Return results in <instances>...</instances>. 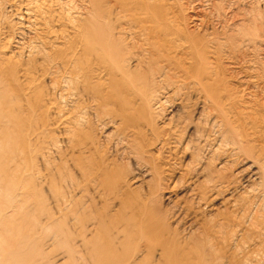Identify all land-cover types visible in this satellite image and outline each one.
<instances>
[{"label":"rangeland","instance_id":"1","mask_svg":"<svg viewBox=\"0 0 264 264\" xmlns=\"http://www.w3.org/2000/svg\"><path fill=\"white\" fill-rule=\"evenodd\" d=\"M73 1H75V2H78L77 0H73ZM119 0H95V1H93L92 2V5L90 6V5H88V6H85V5H87V4H85L84 6L82 5V4H78L79 5V7H81L80 9H81V12H84V13H81L82 15H80V16H84L85 15V13H86V11L85 10H88L87 8H91V10H92V14H93V18H102V19H105L106 21H108L109 23H111V24H113V25H116V26H120V25H122L123 23H127L126 22V20H128V21H131V16L133 17V15H134V13L136 14V15H142V13L140 14V12H141V8H143V6H145V4L146 3H144V2H148L147 0H142L143 1V3H141L140 2V0H134V1H130V0H127L128 1V3L126 4V2L127 1H124V0H120L119 2H118ZM124 1V2H123ZM130 1V2H129ZM160 0H156V1H153V3L155 4V2L158 4V5H161V6H163L164 4H165V6L164 7H161V6H159V12H158V10H157V7H158V5H154L153 3L151 4V8H153V6H155L156 8V11H154L155 12V17H157L158 15V13H160L159 14V16L160 17H167V18H170L171 16H172V14L175 16V17H177V15H183V14H185L184 15V20H185V18H186V20L187 21H190V18H192L191 20H196L197 19V21H198V18H199V20H200V22H197L196 21V26L195 27H192V28H190L191 30V32L193 33V38H194V40L192 39V37H191V42L193 41H203L204 43H206V46H208L209 44L212 46V47H216L218 44H220V46H222L221 48H220V50H222V51H224L222 54H223V56H221L222 58H224V57H228V55L230 56V55H232L231 57H228V58H230V59H233L235 56H234V54H232L231 52V54H226V56H224V53L225 52H227L228 50H230V49H228L227 50V47L229 48V45H228V39H229V37L231 36V34H229L228 33V31H226V30H228V29H226L227 28V26L230 24V22L229 21H232L231 20V17L230 16H232V14L230 13V11L229 10H227V9H225L224 8V5L225 6H227L225 3H226V1L227 0H224V2H223V0H219L220 2H223L224 3V5L221 3V6L223 5V7L222 8H224L225 9V13H226V15H223V14H218V13H216V10H214L215 12H213V10H212V8H211V5L209 6V2L211 1L212 3L213 2H215L216 0H209L208 2H207V4H206V6H204L205 5V3H203V5H201L202 3V1H199V0H176L177 1V3H176V1L175 0H172V1H174V2H171L170 1V3H168V4H166V1L165 0H161L160 2L163 4H161L160 2H159ZM165 1V2H164ZM169 1V0H168ZM218 1V0H217ZM216 1V3L214 4V5H220L219 3V1L217 2ZM228 1H230V2H232V1H235V0H228ZM244 1H247V2H249L251 5H253V6H255V7H257V8H259L258 10H261V11H259V12H261V13H263V16H262V14L261 13H259V15L261 14V19L264 21V19H263V17H264V0H261L260 1V3L259 4H257V2L256 1H259V0H254V2L252 3L251 1H248V0H244ZM253 1V0H252ZM263 1V2H262ZM118 2V3H117ZM131 2H133V3H131ZM136 2H140L139 3V6H138V3L137 4H135ZM152 2V1H151ZM178 2H180V4L178 5ZM203 2H206V1H204L203 0ZM211 2H210V4H211ZM256 2V4H254ZM79 3V2H78ZM111 3L113 4L112 6H111ZM120 3L122 4V3H124L123 5H120ZM174 3V5H172V4ZM177 5H176V4ZM263 3V4H262ZM128 4H130V6L128 5ZM134 5V7L132 6V5ZM140 4H142V7L140 6ZM200 6H199V5ZM261 4V5H260ZM82 5V6H81ZM106 5H108V6H106ZM124 5H128L129 7H124ZM135 5H137V10L135 9ZM167 5V6H166ZM172 6L171 8L173 9V11H174V8H175V12L173 13L172 12V9H170V6ZM175 5L176 6H178L177 8H185V10H183L182 8L180 9V11L181 10H183V11H179V9H176V7H175ZM182 5V6H181ZM209 7H208V6ZM214 5H212V7L214 6ZM257 5V6H256ZM259 5V6H258ZM216 6H214L213 8L214 9H216L217 7ZM83 7H85V10H84V8ZM140 7V8H139ZM166 7L167 8H169L168 10L170 11V12H172V14L170 15V13L168 12V10L166 9ZM197 7V8H196ZM83 8V9H82ZM105 8V9H104ZM119 8V9H118ZM125 8V9H124ZM129 8L131 9V10H129ZM139 8V9H138ZM163 8H165V10L163 9ZM200 8V9H199ZM79 9V8H78ZM101 9V10H100ZM143 9H147L146 8V6L143 8ZM154 9V8H153ZM154 9V10H155ZM162 9V10H161ZM186 9H188V11L186 10ZM203 9V10H202ZM100 10V11H99ZM110 10V11H109ZM118 10H119V12H118ZM129 12H128V11ZM136 10L137 11V13H136V11L134 12V11ZM209 10V11H208ZM95 11V12H94ZM126 11V12H125ZM163 11H166V12H164L163 13ZM207 11V12H206ZM211 11L213 12V15H212V13H211ZM229 11V12H228ZM118 12V13H117ZM131 12H133V13H131ZM206 12V13H205ZM0 13H1V10H0ZM128 13H130L129 15H128ZM163 13V14H162ZM167 13H169V16H168V14ZM177 13H179V14H177ZM183 13V14H182ZM229 13V14H228ZM4 14V13H3ZM87 14H89V13H87ZM96 14V15H95ZM118 14V15H117ZM121 14V15H120ZM127 14V15H126ZM176 14V15H175ZM218 14V15H217ZM9 15H11V14H4L3 16H1V19H0V21L1 22H3L4 24H5V21L7 20V23L5 24V26L6 27H3V29L6 31V33H7V37H4V38H6L5 40H4V44H2V46H0L1 48H0V51L1 50H3L5 53L7 52V56L9 57L10 56V58H9V60H8V57L6 58L8 61H10L9 63L7 62V60L5 59V61H6V63H5V61H4V64H2L3 66H5V68L1 65L0 66V96L1 95H4V94H6V95H9L10 96V99L11 100H13V101H15L13 104H9L7 107H5L4 106V104L2 103L3 102V99L1 100V98H0V131H1V133H0V218H6V220H5V222H7V220L8 219H10L9 221H11V222H7V223H9V224H7V223H5V222H1L0 223V226H2L1 228H3L2 230L3 231H5V229H6V227H7V229H6V234H2L1 232H3L2 230L0 231V237H1V235L7 240H5V239H3L2 238V240L4 241V243L2 242V241H0V254H2L1 253V248H2V244L4 245L3 246V255L1 256L0 255V264H25V258L27 257V258H30L31 257V254L34 252L35 253V258H34V260H35V262H36V264H76V261H74L73 259H71V260H68V255L66 254V249L65 248H63V246L60 244V243H58V240L56 241V239H55V237H54V235H53V231L51 232L50 230H49V232H48V223H50V222H52L53 223V225L54 226H56L57 224H58V220H59V222H62L64 225H65V228L74 236V238L78 235V233H80L81 231H82V228H84V227H86V229L87 228H90L89 229V231L91 232L92 231V233H94V236H96V234L95 233H97V236L99 237V241L100 242H103L101 239L103 238V236H102V233H101V230H100V225L102 226V225H105L107 228H108V230L110 231H112V233H114V239L116 240V242H121V243H123L124 244V247H123V250H121L120 251V254H119V256L122 258V259H124L125 260V262L127 263V264H207V262H208V264H262L264 261H261V260H264V258H263V251H261L262 250V248H261V246L263 245L264 246V238L261 240V235L264 237V224L261 222L262 221V217L264 218V213H262V212H264L262 209L259 211L258 209H259V207H261V206H263L262 204H261V206H259L260 205V203H264V202H262V200L264 199V184H263V174H264V167H263V165L262 164H264V154H262L261 155V157L263 158H261L260 157V153H259V151L262 149V150H264V140H258V141H256V142H254V141H252L253 139L252 138H250V139H252V140H249V142L248 141H246L245 140V144L246 145H248L249 146V143H250V141H251V143H253V144H251L250 143V145H252V146H249L250 147V149H251V151L250 152H252V154H251V156L253 157H256V158H252L250 155H246V153L245 152H243L242 150L238 153V152H236L235 154H233L232 152H231V150H232V146L231 145H227V146H225L224 144L222 145V149H220L219 150V152H217V154L214 152V151H208L207 150V152L203 149V148H201V147H195V148H193L194 147V145L193 144H191V145H188V146H186V143H187V141L186 140H188V143L190 144V142H191V140H193V142L197 139V136L196 135H193V131L192 130H194V129H196V128H198L197 129V131L199 132L200 130L202 131V132H199V133H201V134H206L205 133V131L207 132L208 131V129H210V127H206L205 125H203V121H202V123H201V121H198L199 119L197 118L198 117V115H197V112L194 114L193 113V110L195 109L196 110V108H197V104H198V100H196V99H198L197 98V95L196 94H192L191 92H190V90H188V89H185V91L187 90V93H184L185 91H183V89L181 88L180 90H177L176 91V93H174V91H173V89L171 90V92H170V95H168V97H169V101H167V103H168V106H167V103H166V105L165 106H167V107H164V108H162L163 109V112L165 113V116H167V114L168 113H170L169 111L171 110V113H170V115L168 114V116H167V119H166V117L164 118V113H160L161 114V116H162V119H161V122H159L160 123V125H159V127L157 126V128L155 129V132L157 133V135H158V138H155V136H157L156 135V133L154 132L153 133V135L151 134V132H150V134L148 135V133L149 132H145L144 133V131L142 132L141 131V129L139 130V131H141L140 133H142V134H140V135H138V137H137V134H139V133H137L136 134V132H139V131H134L135 130V128H133V127H131L130 126V128H128V125H123V122H122V120H118L117 122H116V125H115V127H113L114 126V124H109V125H104V130H103V126H100V124L98 123L99 121L97 120V119H95L96 118V115L97 114H99L100 112V115H102V113L106 116V118H108V119H111L110 117H112L111 115H110V110H108L107 109V107L104 109V106H105V104H106V102H104V104H103V102H101V101H97L96 103H98L95 107H94V109L96 108V110L98 111V113H94L95 111L94 110H92L93 111V114H96L95 115V118L94 117H91L92 119H90V117H89V115H86L85 117H87V120L88 121H86L85 122V125H83L84 127H85V131H84V127H81V129H75L74 130V126H73V124H74V119H75V122H76V120H77V116H78V114H79V110H78V108H79V106L80 105H82V107H84L83 106V104L82 103H78V102H71V104H70V106L68 105V104H62L63 102H61L60 101V98H58V100H56L57 99V96H55V95H57V93L60 91V90H62V88H59V86L62 84V81L60 80V78H62V75H59V74H57L58 72H56L57 71V67H56V69H55V65L53 64V63H51V62H49V63H47L48 61H46L45 60V56H42V55H40V56H37L36 54V57H34V56H29L28 55V57H32V58H34L33 60L32 59H30L31 61H33V62H31L30 60H27L26 58H28L27 57V55H25L26 53H24L23 55V57H22V54H19V53H23L22 51H24L25 50V48L24 47H28L29 46V48H26V49H28V50H26V52H28L29 51V49H30V46H31V38H29L30 36H32L30 33L29 34H27L25 31H23L22 29H20L21 27H19V25L17 26L16 25V22H14V21H17V17L16 16H9ZM115 15V16H114ZM123 15H124V18H122L123 17ZM136 15H134L135 17H136ZM165 15V16H164ZM210 15H211V17H213L215 20H217L216 18H218V17H220V15H221V17H220V19L222 18V20L224 19V20H226V23L224 22V20L222 21H220V19H218L219 21H220V23L222 24V22H223V24L225 25L224 27H225V29H223L224 27H223V24H222V28L220 27L221 26V24L219 25V22L217 23V22H214L215 20L212 18V19H209V18H211L210 17ZM216 15V16H215ZM225 16V17H223V16ZM106 16H108V17H106ZM112 16H114L113 18H111ZM120 16V17H119ZM158 16V17H159ZM174 16H172V17H174ZM206 16V17H205ZM5 17V18H4ZM16 17V18H15ZM127 17H128V19H127ZM159 17V18H160ZM179 17V16H178ZM228 17V18H227ZM137 18V17H136ZM179 18H182L183 19V16H180ZM188 18H189V20H188ZM194 18H196V19H194ZM258 18L260 19V16H258ZM12 19V20H11ZM203 19V20H202ZM205 19V20H204ZM209 20V22L211 23V22H214L215 24H217V26H215L214 25V23H211V25H210V23H208V20ZM228 19H230V20H228ZM260 19V21H262ZM3 20V21H2ZM78 19H76L74 22L75 23H77L76 21H77ZM211 20V21H210ZM217 20V21H218ZM114 21V22H113ZM122 21V22H121ZM203 21H204V25L203 24H200V23H203ZM207 21V22H206ZM229 23H228V22ZM262 21V22H263ZM10 25H9V24ZM18 23V22H17ZM206 23V24H205ZM264 23V22H263ZM14 24V26H16V27H14V26H12ZM199 24V26L198 27H201V28H198L197 27V25ZM209 24V27L211 28H209V29H206V25H208ZM201 25V26H200ZM202 25H203V27H202ZM4 26V25H3ZM215 26V27H214ZM1 27H2V25H1ZM216 27H217V29H219V30H217L216 29ZM223 29L222 31H224V32H221V29ZM8 28V29H7ZM13 28V29H12ZM193 28H195L197 31H198V33H197V31H195V29H193ZM10 29H11V31H10ZM15 29V30H14ZM18 29H19V31H18ZM205 29H206V31L207 32H209V33H207L206 31H205ZM14 30V31H13ZM23 32H22V31ZM208 30H210V31H208ZM5 31H4V35L6 36V33H5ZM9 31H10V33H9ZM3 32V31H2ZM18 32V33H17ZM21 32L23 33V34H21ZM211 32V33H210ZM212 32H214V34L212 33ZM8 33L9 34H11L12 36H14V37H12L11 38V36H8ZM12 33H14V34H12ZM202 33H204V34H202ZM205 33H207L206 34V36H205ZM220 33V34H219ZM17 34H19V35H22V36H19V35H17ZM25 34V36L23 37V35ZM198 34V35H197ZM209 34H211V35H209ZM213 34V35H212ZM216 34H218V35H216ZM229 34V36H227ZM28 35V36H27ZM226 35V36H225ZM21 37V39L23 38V40H21L20 38H17V37ZM201 36V37H200ZM204 38H203V37ZM218 38H217V37ZM8 37H10L9 38V40H7L8 39ZM16 37V38H15ZM206 37H210V39H207ZM213 37V38H212ZM28 38V39H27ZM220 38H222V39H220ZM15 39V40H14ZM207 39V40H206ZM19 40V41H18ZM228 40V41H227ZM8 41V42H7ZM10 41V42H9ZM23 42L24 43V45H23V43L21 44V43H17V42ZM221 41V42H220ZM223 41L224 42H226V43H223ZM6 42V43H5ZM12 42V43H11ZM16 42V43H15ZM208 42V43H207ZM210 42V43H209ZM8 43H11V46H12V48L10 47V49H11V53L10 52H8V50H9V47H8ZM28 43V44H27ZM17 46V48L19 49H17V48H15V47H13V46H15V45ZM21 44V45H20ZM208 44V45H207ZM216 44V45H215ZM7 45V46H6ZM28 45V46H27ZM215 45V46H214ZM4 46V47H3ZM225 46H226V48H225ZM23 49H22V48ZM2 48H5V49H2ZM8 49V50H7ZM13 49V50H12ZM14 49H17V52H16V50H14ZM22 51H21V50ZM216 49V48H215ZM226 49V50H225ZM19 51V52H18ZM31 51V50H30ZM249 51H251L252 52V49L251 50H248L247 51V53L249 52ZM16 52V53H15ZM250 52V54H249V56H250V58H254L253 57V55H255V54H253V52L251 53ZM18 53V54H17ZM254 53H256V52H254ZM16 56L17 55V57L20 55V59H19V57H18V59H17V57H15L14 55ZM28 54V53H27ZM221 54V55H222ZM258 54H261V55H258ZM34 55V54H33ZM261 56H263L264 57V52H262V53H256V57L257 58H254L255 60H258L259 61V63H257L258 61H256V66H254V65H252L253 67H256L255 68V70H258L259 68V70H261V72L259 71H257V73H261V75H263L262 76V78H260L259 79V77L257 78V79H255V77L254 76H252L253 77V79H252V77L248 80V77L249 76H246V75H249L250 74V72L249 73H247V70H243L242 71V73L244 74V76H243V74L241 75V73L239 72L240 70H238V71H234V73H233V69H230V66L228 65V63H227V60H225V62L224 61H222V63H223V65H226L224 68L226 69L227 68V70L228 69H230V71L232 70V73H228V72H230L229 70L227 71V70H224L223 69V66H222V77L224 78V80H226V78L228 77V78H231V77H234V74H235V77H234V79L236 78L237 80H238V82H246V84H239V83H236L237 84V87L239 88V91L240 92H238L239 94L241 93H245L246 95H248V96H246L245 94H244V97H245V99H247V98H250V97H253V98H250L251 100H249V99H247V100H249L248 101V103L250 102V104L252 103V105H253V103L255 102L256 104H254V105H256V107L257 108H259V109H257L255 106V109L257 110L256 112L258 113V118H260L259 116H261L260 115V113H262L263 114V111L262 110H264V108H262V109H260V107H264V106H262L263 104H264V95H263V93H264V90L261 88V85H263V87H264V64L263 63H261V62H264L263 61V57H261ZM12 57V58H11ZM26 57V58H25ZM262 58V60H260V58ZM15 58V59H14ZM24 58V59H23ZM17 59V60H16ZM34 60H36L35 62H34ZM38 60V61H37ZM18 61V62H17ZM43 61V62H42ZM51 61H53V62H55L54 60H51ZM58 61V60H57ZM56 61V62H57ZM14 62V63H13ZM24 65H26V67L29 65V68L30 69H28V67L26 68L25 66H23V64ZM28 64H26V63ZM40 62V63H39ZM42 62V63H41ZM55 62V63H56ZM34 63V64H33ZM38 63V64H37ZM15 64H16V66H15ZM38 66H37V65ZM39 64H40V66L42 67V65H43V69H46V68H48V69H46V70H48V72L47 71H44V74L47 76L48 75V78L47 77H45V78H43L40 74H42L43 76H45L43 73H39V72H37V71H42L43 72V70H41V68L39 67ZM44 64H46V65H44ZM49 64V65H48ZM257 64H258V67H257ZM33 67H35V68H32V66ZM47 65H48V67H47ZM243 65H247V64H243ZM10 66V67H9ZM14 66V67H13ZM22 66V68H20ZM31 66V67H30ZM2 67V68H1ZM13 67V68H12ZM229 67V68H228ZM7 68V69H6ZM11 68L12 70H11V73H7L8 71L10 72V70L9 69ZM18 70H17V69ZM240 68H242V66L240 65ZM4 69H6V70H4ZM23 69H24V71H23ZM27 69V70H26ZM36 70L35 72H33V70ZM4 70V72H2ZM17 70V74H16V72L14 73V71H16ZM51 70L54 72H51ZM12 71H13V74H12ZM18 71H19V73H20V75L18 74ZM49 71L51 72V74H48L49 73ZM245 71V72H244ZM27 72V73H26ZM38 73V75H39V78L40 79H38L37 80V78H38V76L37 75H35V73ZM46 72H47V74H46ZM228 74H227V73ZM2 73V74H1ZM22 73V74H21ZM23 73H26V74H23ZM31 73V74H30ZM34 73V74H33ZM247 73V74H246ZM52 74H54L53 76H50L51 77V79H50V77H49V75H52ZM55 74H57V76L55 75ZM225 76H224V75ZM231 74H232V76H231ZM246 74V75H245ZM6 75V76H5ZM9 75V76H8ZM13 75V77L11 78V76ZM22 75H26V76H22ZM231 77H230V76ZM239 75H240V77L241 76H243V77H239ZM257 75V74H256ZM19 76H21V77H23V78H21V77H19ZM27 76H30V77H27ZM60 76V78H58ZM8 77H10V78H8ZM18 77V78H17ZM26 77V78H25ZM247 77V78H246ZM25 78V80L26 81H29L28 80V78L29 79H31L30 81H29V83L27 82V83H25V81L23 80V82H24V84H22L20 81H22V79H24ZM42 78V79H41ZM55 78V80L57 81V80H59L58 81V87L56 86V85H52L53 83H54V79ZM57 78V79H56ZM241 79V80H239V79ZM3 79H5V80H3ZM14 79V80H13ZM48 79V80H47ZM243 79V80H242ZM252 79V80H251ZM12 80V81H11ZM18 80V81H17ZM39 80H41V83H40V81ZM46 80V81H45ZM53 80V81H52ZM258 80H260V81H258ZM1 81H3V83L1 82ZM5 81V82H4ZM15 81L18 83H15ZM38 81V82H37ZM52 83H51V82ZM61 82V84L59 85V83ZM247 82L248 83H250L251 82V85L249 84L247 87H245L246 85H247ZM260 82V83H259ZM5 83V84H4ZM12 83H13V85H12ZM31 83H32V85H34V86H32L31 85ZM46 83V84H45ZM50 83V84H49ZM56 84H57V82H55ZM224 83V82H223ZM223 83H222V86H224L225 88H224V92L226 93V92H228L227 93V95L228 96H230V94H231V97H232V93H233V95L234 96H236V97H234L233 96V98H237L238 96L239 97H242L243 95H239L238 94V96H237V91H235L236 89H234L235 87H236V84L234 85V88L232 87L231 88V86H229V90H228V86L226 87V85H223ZM3 84V85H2ZM14 84H15V86H14ZM29 84V85H28ZM252 84H253V87H252ZM254 84H257L258 86H260L259 88L257 87V86H255ZM19 85V86H18ZM23 85V86H22ZM30 86V87H26V86ZM243 86L242 88L240 87V86ZM38 88H37V87ZM43 86V88H41ZM53 88H52V87ZM62 86V85H61ZM60 86V87H61ZM72 87H71V89L73 88V85H71ZM249 86H250V89H248L249 88ZM19 87V88H18ZM25 87V88H24ZM57 87V88H56ZM254 87H255V89H256V91L257 90H262V92L260 93V91H259V93H258V91H257V93L255 94L256 95V97H255V95L253 94L254 92H255V89H254ZM21 88H23L24 89V91H26V92H28L29 94H27V93H25ZM29 88H31V90L29 89ZM47 88V89H46ZM51 88V89H50ZM54 88H56L57 90H55ZM70 88V87H69ZM231 88V89H230ZM241 88V89H240ZM245 89V92L243 91L244 89ZM258 88V89H257ZM3 89V90H2ZM20 89V90H19ZM25 89H27V90H25ZM29 89V90H28ZM36 91H35V90ZM37 89H41L42 91H43V94L45 93L46 95H47V97H46V95H45V97L43 98L41 95H43L42 93H40L41 92V90H40V92H39V94H37L38 93V91L39 90H37ZM53 89V90H52ZM254 91H253V90ZM34 90V91H33ZM44 90H45V92H44ZM69 90V89H68ZM175 90V89H174ZM226 90V91H225ZM232 92H231V91ZM252 90V91H251ZM20 91V92H19ZM29 91H31V93L29 92ZM56 91H58L57 93H54V92H56ZM223 91H222V93H223ZM247 91H248V93H247ZM249 91L250 92H253V93H249ZM21 92H24V93H21ZM32 92H34V93H32ZM37 92V93H36ZM180 92V93H179ZM181 92H182V94H181ZM235 92V93H234ZM50 93V94H49ZM53 93V94H52ZM188 93H190L189 95L191 96V95H193V96H191V98H190V96L188 95ZM24 94H26V95H24ZM32 94H34V95H32ZM173 94H175V95H173ZM178 94H180V95H185V98H183L184 96H181V97H179V95ZM236 94V95H235ZM251 94V95H250ZM263 96H262V95ZM27 95H29V96H27ZM49 95H52V97L51 96H49ZM171 95H173L174 96V98H173V96H171ZM176 95H178L177 97H179L178 99H177V97H176ZM222 95H224V94H222ZM252 95H254V96H252ZM24 96V97H23ZM32 96H34L33 98L35 99V102L34 101H32V100H34V99H32ZM44 96V95H43ZM53 96H55V97H53ZM186 96H187V98H186ZM257 96H259V100L257 99ZM24 99H23V98ZM29 97V98H28ZM36 97V98H35ZM38 97V98H37ZM39 97H42V99H40ZM52 98L53 100H54V103H57V105H59L60 104V107L63 105V107L61 108L62 110L60 111V112H65V117H69L68 115L70 114L69 112H71L72 110V114H70V117L68 118V120H70L71 119V117H72V120H70V121H72L71 123H72V125H69V128H68V126L66 127V129H61V130H59L58 129V131H57V129H53V128H51L52 126V124H54L58 119L56 118V117H58V116H55V118H52L53 117V114H49V113H45V112H47V111H45L44 109H45V103H47L46 102V100L47 99H49V98ZM171 97V98H170ZM188 97H189V101H187L188 100ZM247 97V98H246ZM254 97H255V99H256V101H254L255 99H254ZM31 98V99H30ZM28 99V100H27ZM38 101H40V102H38ZM172 99V100H171ZM180 99V100H179ZM184 99H187V100H184ZM191 99V100H190ZM192 99H193V101H192ZM195 99V100H194ZM238 99V98H237ZM253 99V100H252ZM263 99V104H261V106L259 107V102H260V100H262ZM173 100H174V103H178L179 105H175V104H170L171 102H173ZM175 100H179V101H175ZM182 100V101H181ZM23 101H25V102H23ZM29 101V102H28ZM44 101V104L42 103ZM59 102V104H58V102ZM82 101H84V100H82ZM187 103H186V102ZM196 101H197V103H196ZM252 101H254V102H252ZM29 104H27V103ZM84 102H86V101H84ZM100 102H101V104H100ZM222 102H226L225 100L224 101H222ZM17 103H18V105H17ZM21 103V104H20ZM25 103V104H24ZM37 103V104H36ZM40 103H42L44 106L42 107V105L40 106ZM70 103V102H69ZM261 103V102H260ZM23 104V105H22ZM27 104V105H26ZM62 104V105H61ZM73 104H75V105H77L78 106V108H77V106L76 107H74L75 105H73ZM189 104V105H188ZM193 104V106L195 107H192V106H190V105H192ZM223 104V103H222ZM259 104V105H258ZM12 105V106H11ZM34 105H35V107H34ZM36 105H38L39 106V108H40V111L41 112H39L37 109H39L38 108V106H36ZM185 105V106H184ZM187 105H188V109H189V111H190V113H188L189 111L187 110ZM65 106H68V108H70L69 109V111H68V109H67V107H65ZM71 106H72V108H71ZM98 106V107H97ZM179 106V107H178ZM184 106V107H183ZM189 106H190V108H189ZM11 107H13V108H11ZM15 107V108H14ZM36 107H37V109H36ZM60 107H59V110H60ZM101 107H103V108H101ZM184 108V114H183V112H182V114H181V109L180 108ZM225 107V108H224ZM230 106L228 105V102H227V106H225V104L223 105V109H224V113H226L227 114V116H228V118H229V121H232L231 119V115H235V114H231V113H234V111H231L230 110V108H229ZM24 108V110H22ZM63 108H65V109H67V110H63ZM74 108H75V112H77V116L76 115H74L75 113H73L74 112ZM166 108V109H165ZM169 108V109H168ZM174 108V109H173ZM182 108V109H183ZM186 108V109H185ZM194 108V109H193ZM226 108H228V109H226ZM25 109H26V111H25ZM42 109H43V111H42ZM76 109H77V111H76ZM107 109V110H106ZM165 109V110H164ZM169 111H168V110ZM175 109H179V110H175ZM191 109V110H190ZM226 109V110H225ZM30 110V111H29ZM33 110V111H32ZM111 110L112 111H114L115 110V107H113V108H111ZM187 110V111H186ZM229 112H228V111ZM259 110H261V111H259ZM67 111H68V113H67ZM116 111V110H115ZM173 111V112H172ZM179 111V112H178ZM226 111V112H225ZM18 112V113H17ZM26 112V113H25ZM35 112L36 114H34L33 116H31V114H33V113ZM43 112V113H42ZM176 112H178V114L176 113ZM195 112V111H194ZM260 112V113H259ZM14 113H16V114H18L19 115V118H20V122L18 123V124H14V123H12V121H11V116H13L12 114H14ZM45 113V114H44ZM192 113V114H191ZM228 113L229 114H231V115H228ZM27 114V115H26ZM42 114H43V116H42ZM48 114V115H47ZM88 114V113H87ZM109 114V115H108ZM182 116H181V115ZM191 114V115H190ZM194 114V115H193ZM48 116L49 117V115H50V118H47L46 117V120H45V117L44 116ZM63 115V116H64ZM176 115V116H175ZM185 115H186V117H185ZM189 115V116H188ZM27 116V117H26ZM52 116V117H51ZM177 119V120H175L174 119V117ZM223 116V115H222ZM263 116H264V114H263ZM65 117H63L64 119L63 120H65L66 118ZM76 117V118H75ZM174 120V123L172 124V123H170V121L169 120H171V118ZM183 118V120H182V118H181V120L179 119L178 120V118ZM32 118V119H31ZM60 118H62V117H60ZM185 118H187L188 119V122L189 123H186V124H191V129H190V134H188L187 132H186V134L184 135V137H183V145H182V147L183 146H185V148L187 149V150H189V151H192V149H193V151L190 153H188V154H186L185 155V153L187 152V151H185V153H184V147H183V150H182V147L181 146H178V149H175V150H172V152H170V151H165L164 152V150H158V148L157 147H155V145H157L158 143H156L157 141H158V139L163 135L164 137H166L167 135H168V133L170 132L169 130L171 129H175L176 131V134L178 133V134H180L181 133V130H179L180 128H184L183 126H185V125H183L184 123H183V121H184V119ZM197 120H196V119ZM262 118H264V117H262ZM36 119V120H35ZM47 119H49V121L52 119V121H50V122H53L55 119H57V120H55V122H53V123H51L50 124V122L48 123V120ZM164 119V121H162ZM5 120V121H4ZM61 120V119H60ZM172 120V121H173ZM196 120V121H195ZM253 120V119H252ZM252 120H249V124L248 123H246V124H243L244 126H241V127H245L244 129H242V132H240V130H236V134L237 135H239V138L238 139H240V137H241V139L243 140V136H244V139H246L245 138V134H247V133H244V131L246 132V127H249L248 128V130L250 129V131L252 130V131H254V133H256L257 132V134H255L256 136H258V135H260V134H258V132H260L261 130V128L260 127H258L259 125H257L258 123H256V121H254V123H256V124H253L252 122ZM41 121V122H40ZM46 122V125H48L47 126V128L50 130V128L53 130H47V128L45 127V129H44V126H45V122ZM59 121V120H58ZM57 121V122H58ZM91 121V122H90ZM94 121H96V122H94ZM171 121V122H172ZM177 121V122H176ZM178 121H179V123H181L180 125H179V123H178ZM197 121H198V123L200 122L203 126H201L200 124H198L197 125ZM252 121V122H251ZM165 122V123H164ZM195 122V123H194ZM26 123V124H25ZM28 123V124H27ZM36 123V124H35ZM48 123V124H47ZM96 123V124H95ZM118 123H119V125H118ZM121 123V124H120ZM168 123H170L171 124V127L173 126V128H171L170 126H169V124ZM29 124H30V126H29ZM87 124V125H86ZM166 124V125H165ZM2 125V126H1ZM5 125V126H4ZM97 126V127H95V126ZM125 127H123V126ZM162 125H164L165 127V130H164V132L162 131V129H163V126ZM176 125H178V126H176ZM194 125V126H193ZM250 125H253V127L252 126H250ZM257 125V126H256ZM8 126V127H7ZM29 126V127H28ZM43 126V127H42ZM65 126V125H64ZM160 126H162L161 128H160ZM166 126H169V127H167V129H166ZM180 126V127H179ZM201 126V127H200ZM206 128H205V127ZM256 128H258V129H256ZM35 128V129H31V128ZM41 127H42V129H41ZM90 127H92L91 129H90ZM101 127V128H100ZM117 127V128H116ZM176 127H178V129H176ZM194 127V128H193ZM241 127H239V129H241ZM64 128V127H63ZM68 128V129H67ZM70 128H71V130H70ZM83 128V129H82ZM94 128V129H93ZM113 128V129H112ZM121 128V129H120ZM2 129V130H1ZM88 129H89V131H88ZM99 129V130H98ZM102 129V130H101ZM118 129V130H117ZM124 129V130H123ZM133 129V130H132ZM160 129V131H162V132H158V130ZM169 129V130H168ZM257 131H256V130ZM34 130H36V131H34ZM67 130V131H66ZM70 132H69V131ZM72 130H74V131H77V132H79V133H76V132H74V131H72ZM87 130V131H86ZM117 130V131H116ZM129 131V133L128 132H126V131ZM157 130V131H156ZM184 130V129H183ZM183 130H182V133H181V137L183 136ZM223 130V132H224V135H226V137H225V140H226V142H229V143H231V139L230 138H232V136H233V134L232 133H229L228 132V130L227 129H225V127L222 129ZM248 130H247V132H248ZM260 130V131H259ZM4 131V132H3ZM21 131V132H20ZM33 131V132H32ZM40 131V132H39ZM54 131H56L55 132V134H54ZM86 132L87 134H85V133H83V132ZM114 131H116L115 133H114ZM131 131V132H130ZM167 133H166V132ZM169 131V132H168ZM178 131V132H177ZM252 131H251V133H249V135L247 136V138H249V137H252V136H254V135H252L251 136V134H252ZM35 132V133H34ZM60 132H61V135H65V134H67V136H64V138H61V135H60ZM72 132V133H71ZM74 132V133H73ZM96 132V133H95ZM99 132V133H98ZM126 132V133H125ZM46 133V134H45ZM49 133V134H48ZM65 133V134H64ZM68 133H70V134H68ZM82 133V134H81ZM90 133V138H89V134ZM96 135H95V134ZM117 133V134H116ZM135 135H134V134ZM164 133H165V135H164ZM226 133V134H225ZM228 133L230 134V136L228 135ZM240 133H241V135H240ZM242 133H244L243 134V136H242ZM253 133V134H254ZM260 133H262V132H260ZM32 134H33V136H32ZM71 134H74V136L72 135V137H71ZM77 134H81V136L82 135H84V136H82V138H81V136H80V141H82V140H85L86 139V142L85 141H82V142H80L79 141V138H78V136L79 135H77ZM125 134V135H124ZM130 134V135H129ZM143 134H145V135H143ZM162 134V135H161ZM195 134V133H194ZM264 134V133H263ZM31 136V137H28V136ZM85 135H86V138H84L85 137ZM117 135V136H116ZM128 135V136H127ZM143 135V136H142ZM155 135V136H154ZM161 135V136H160ZM228 135V136H227ZM232 135V136H231ZM3 136V137H2ZM26 136V137H25ZM52 136V137H51ZM55 136H57L56 138H55ZM60 136V137H59ZM69 136V137H68ZM77 136V137H76ZM91 136L93 137V136H97V137H93L92 139H91ZM112 136V137H111ZM123 136V137H122ZM129 136H130V138L131 139H128L129 138ZM135 136H136V138L138 139L139 138V136L140 137H143L144 139H142L143 141H145V140H149V142L150 141H152V142H150V145L148 146L149 147V149L152 151H150V150H148V147L146 146V145H148L149 144V142H144V144H145V146H144V144H142L143 142L141 141V139L139 138V140H140V142H139V140H137L139 143V145L137 144V142L135 141L136 140V138H135ZM144 136H147V138H148V136H151V137H149L148 139H146ZM153 136V137H152ZM162 136V137H163ZM185 136L186 137H188L187 139H184L185 138ZM195 137L196 136V139H194L193 137ZM59 137V138H58ZM63 137V136H62ZM65 137H67V138H65ZM74 137H76V138H74ZM126 137H128V138H126ZM199 137V136H198ZM32 138V139H31ZM40 138H41V142H42V144H41V142H40ZM71 138H72V140L73 139H75V140H73V141H70L71 140ZM112 140H110V139ZM113 138V139H112ZM120 138V139H119ZM189 138H191L190 140H189ZM22 139H24V140H22ZM31 139V140H30ZM35 139V140H34ZM70 139V140H69ZM76 139H78V140H76ZM90 139V140H89ZM96 139H98V140H100V141H98V140H96ZM151 139H153V140H151ZM155 139V140H154ZM156 139H157V141H156ZM30 140V141H29ZM34 140V141H33ZM52 140H54V142L52 141ZM57 140L59 141V143L61 144V146H59L60 144L57 142ZM61 140V141H60ZM91 140L92 141H96V144H92V143H94V142H92L91 143ZM103 140V141H102ZM119 140H121V141H119ZM229 140V141H228ZM248 140V139H247ZM18 141V142H17ZM36 141H38V142H36ZM46 141H48V144H47V142ZM53 143H52V142ZM65 141H67L64 145H66V146H64L63 145V143L65 142ZM68 141H69V143H68ZM87 141L88 142H90L93 146H92V148L94 147V150H95V152L97 151V153H95L94 152V150H93V154H95V155H97L98 156V152H99V150H97V149H99L98 147L99 146H101L102 145V147L104 148V150H103V148H101L100 149V155L98 156L99 158V160H97V163H95L96 162V158H95V155H93L92 157H90V159L92 158V160H90L91 162H92V166H94V165H101L103 162H102V160H103V158L104 157H106L103 161H105V162H107V160H108V163H106L105 164V166H104V163H103V167H102V169H105V171L108 169L109 170V166H113V168L114 167H116V168H112L113 169V171H112V169H110L109 171L107 170L106 172H108L109 174H112V175H114L111 179H105V178H101V176L99 175V174H96V171H97V169L100 167L101 168V166L99 165V167L96 165V167H92L91 165H90V161L87 159V162H86V160L84 161V160H80L79 158L77 159V157H75L74 158V155L76 154V155H78L79 156V154H78V150H76V144L78 145V142H79V147L77 148V149H79L80 148V144L82 143V145L84 144L85 145V143H87ZM110 141V142H109ZM123 141H124V143H123ZM262 143V144H259L260 142ZM27 142V143H26ZM35 142V143H34ZM56 142L58 143V145L57 146H59L60 147V149L59 150H56V149H58L57 148V146H56ZM63 142V143H62ZM72 142V143H71ZM76 142V143H75ZM98 142H99V144H98ZM114 142V143H113ZM117 142H121V143H123L124 145H122L121 143H118V144H121L120 146L117 144ZM132 142H133V144H132ZM136 142V143H135ZM178 142H179V140H178ZM196 142V144H199L198 142H197V140L195 141ZM195 142H194V144H195ZM9 143V144H8ZM89 143V145H91ZM102 143V144H101ZM128 145H127V144ZM131 143V144H130ZM154 143V144H153ZM237 143V142H236ZM256 143H258L261 147H259L258 146V144H256ZM8 144V145H7ZM29 144V145H28ZM55 144V145H54ZM68 144V145H67ZM71 144H75V146L74 147H69ZM88 144V143H87ZM99 146H98V145ZM116 144H117V146H116ZM130 144V145H129ZM135 144V145H134ZM256 145V146H254L253 147V145ZM51 146V147H49V146ZM52 145L54 146V149H53V147H52ZM72 145V146H73ZM81 145V146H82ZM95 145H97V147H95ZM107 145V146H106ZM110 145V146H109ZM114 145V146H113ZM132 145V146H131ZM138 145V146H137ZM263 145V146H262ZM9 146H11L10 148H9ZM38 146V147H37ZM65 148H64V147ZM105 146V147H104ZM109 146V147H108ZM142 146H143V149H142ZM153 146H154V149L152 150V148H153ZM229 146H231V149H230V147ZM6 147V148H5ZM68 147V148H67ZM117 147H118V149H117ZM129 147H131V148H129ZM134 147V148H133ZM137 147H139V150L141 149V150H143L144 152H146V153H144V152H141V151H138V149H136ZM145 147V148H144ZM152 147V148H151ZM180 147V148H179ZM189 147V148H188ZM192 147V148H191ZM225 147H227V150H225L226 148ZM241 147V146H240ZM252 147V148H251ZM256 147H257V150H259V151H257L256 150ZM263 147V148H262ZM25 148V149H24ZM29 148V149H28ZM31 148H33V149H31ZM51 148V149H50ZM157 148V149H156ZM223 148H225V149H223ZM255 148V149H254ZM53 149V150H52ZM64 149V150H63ZM75 149V150H74ZM111 149V150H110ZM120 149H122V151H121V153H120ZM123 149H125V150H123ZM128 149H130V150H128ZM134 149V150H133ZM144 149H146V150H144ZM159 149H160V147H159ZM43 150H45L46 151V154H45V151H43ZM48 150V151H47ZM61 150V151H60ZM66 150V151H65ZM69 150H71V152L69 151ZM104 152L103 154H101L102 153V151ZM105 150H109V151H112V152H107L106 151V153L108 154V156H107V154H105ZM128 150V151H127ZM137 150V151H136ZM196 150V151H195ZM23 151V152H22ZM33 151V152H32ZM52 151V152H51ZM60 151V152H59ZM114 151V152H113ZM127 152V154L125 153V152ZM149 151V152H148ZM158 151V152H157ZM221 151V152H220ZM228 151L230 152L229 154H227L228 153ZM13 152V153H12ZM66 152H67V154H66ZM74 153V155H73V153ZM76 152V153H75ZM132 152H133V154H132ZM136 152V153H135ZM141 152V153H140ZM224 152H226L225 153V155L227 154V156L225 157L224 156ZM254 152H258L257 154L256 153H254ZM42 153V154H41ZM51 153V154H50ZM70 153H71V156H70ZM118 153H120V154H118ZM125 153V154H124ZM138 153V154H137ZM150 153V154H149ZM159 153V154H158ZM194 154L193 156L191 155V154ZM206 153V154H205ZM234 155L233 157H238L237 158V160L240 158V156H241V158L239 159V160H241L240 162H239V160L238 161H236V160H232V159H236V158H233L232 157V154ZM261 153H264V151L263 152H261ZM25 154V155H24ZM43 154H44V156H43ZM49 154H50V156L52 157V159H51V157L49 156ZM53 154H54V156H53ZM110 154V155H109ZM117 154V155H116ZM122 154H124V155H122ZM132 154V155H131ZM183 154V155H182ZM204 154V155H203ZM214 154H216V155H218V154H223V155H221V156H219L218 155V157L216 158H214L213 157V159H211L212 157L211 156H215ZM231 154V155H230ZM254 154V155H253ZM46 155H48L47 157H46ZM58 155V156H57ZM59 155H61L62 157H64V158H62L61 156L59 157ZM135 155H139V157H135ZM151 155V156H150ZM201 155H202V158H201ZM34 156V157H33ZM134 156V157H133ZM153 156L155 157L154 159H155V161H154V159H153ZM190 156L192 157V158H190ZM196 156V157H195ZM199 156H200V160H199ZM207 156V157H206ZM258 156H259V159H257L258 158ZM46 157V158H45ZM49 157H50V160H49ZM67 157H68V159H67ZM73 157V158H72ZM101 157V158H100ZM144 157V158H143ZM195 157V158H194ZM209 157V158H208ZM220 157V158H219ZM225 157V158H224ZM243 157V158H242ZM26 158V159H25ZM35 158V159H34ZM57 158H59L58 160H57ZM93 158H95V159H93ZM107 158H109V159H107ZM112 160H111V159ZM192 160V162L194 161V163H192L191 162V160ZM228 158H230L229 160H227ZM232 158V159H231ZM247 158V159H246ZM261 158V159H260ZM25 159V160H24ZM44 159V160H43ZM61 159H63V160H61ZM65 159V160H64ZM145 159V160H144ZM147 159V160H146ZM197 159L199 160L198 162H197ZM216 159V160H215ZM243 159V160H242ZM256 159V160H255ZM30 160V161H29ZM55 160V163H57V166H56V164L54 163V162H52V161H54ZM101 160V162H99L98 163V161H100ZM113 163V164H110V161ZM115 161V163H114V161ZM215 160V161H214ZM230 160H232L231 162H232V164H231V162H230ZM245 160V161H244ZM248 160V161H247ZM56 161H58V162H56ZM60 161V162H59ZM63 161H66V163H68V164H66L65 162V164L63 163L62 164V162ZM84 161V162H83ZM148 161V162H147ZM152 161V162H151ZM212 161H214L213 163H211ZM237 163H235V162ZM244 163H243V162ZM10 162H11V165H10ZM46 162V163H45ZM52 164H51V163ZM71 162V163H70ZM89 162V163H88ZM117 162V163H116ZM151 162V163H150ZM155 162V163H154ZM211 163V165H210V163ZM230 162V163H229ZM250 162V163H249ZM47 163L49 164V165H47ZM61 163V165H59ZM76 163V164H75ZM86 163H88V165H90L89 167H88V165L86 164ZM93 163H95L94 165H93ZM153 163V164H152ZM242 163V164H241ZM252 163V164H251ZM19 164V165H18ZM39 164V165H38ZM55 164V165H54ZM158 164L160 165L159 166V168H158ZM231 164V165H230ZM233 164L235 165V166H237V167H235V168H233V167H231V166H233ZM239 164H240V166H239ZM52 165V166H51ZM54 165V166H53ZM85 165V166H84ZM109 165V166H108ZM143 165V166H142ZM224 165V166H223ZM244 165V166H243ZM247 165V166H246ZM249 165H253L252 167H254V168H251V166H250V168H249ZM21 166V167H20ZM76 166H78V168L76 167ZM221 166H223V167H221ZM241 166H243V167H241ZM257 166V167H256ZM14 167V168H13ZM45 167V168H44ZM65 167H66V169H65ZM85 167V168H84ZM106 167V168H105ZM160 167H163V168H161L163 171H164V173H168L167 175L166 174H164L163 173V171H161V169H160ZM172 167V168H171ZM247 167V168H246ZM27 168V169H26ZM58 168V170L56 171V169ZM75 168V169H74ZM84 168V169H83ZM94 168H97L96 169V171H95V169ZM168 168H170V169H168ZM175 169V170H172V169ZM210 168V169H209ZM245 168V169H244ZM11 169H14V170H11ZM60 169H61V171H60ZM85 169H87V171H84ZM91 170V172H92V170H93V172L91 173L90 172V170ZM220 169V170H219ZM247 169H250V170H247ZM251 169H253V171H251ZM16 170H17V172H16ZM19 170V171H18ZM45 170V171H44ZM55 170V171H54ZM115 170V171H114ZM169 170H171L170 172H172V173H170V172H168ZM219 170V171H218ZM240 170V171H239ZM245 170H246V172H248V173H246L245 172ZM84 171V172H83ZM152 171V172H151ZM174 171L177 173H174ZM225 171V174L224 173H222V172H224ZM254 171H258V173H259V178H260V180H259V178L257 179V176L258 175H256V174H258V173H255ZM43 172V173H42ZM45 172V173H44ZM86 172V173H85ZM90 172V173H89ZM95 172V173H94ZM113 172H115V173H113ZM118 172V173H117ZM180 172V173H179ZM221 172V173H220ZM244 172V174L242 175V173ZM7 173V174H6ZM20 173V174H19ZM37 173H40V174H37ZM62 173V174H61ZM67 173V174H66ZM116 173H117V175H116ZM152 173V174H151ZM217 173V174H216ZM220 173V174H219ZM246 173V174H245ZM92 174V175H91ZM121 174V175H120ZM150 174H151V176H150ZM169 174H171L170 176H169ZM174 174H175V176H174ZM219 174V175H218ZM235 174V175H234ZM236 174H237V176H238V174H239V176H238V178L236 179ZM255 174V175H254ZM261 174V175H260ZM47 175V176H46ZM91 175V176H90ZM96 175H98V176H100V177H98V176H96ZM116 175V176H115ZM162 177V178H159L160 176ZM181 175V176H180ZM189 175V176H188ZM218 175V176H217ZM224 175V176H223ZM49 176H51V177H49ZM166 178H165V177ZM168 176L170 177V178H168ZM172 176V177H171ZM177 176V177H176ZM185 176V177H184ZM228 176V177H227ZM248 176V177H247ZM250 176H252L251 178H250ZM37 179H36V178ZM65 177V178H64ZM71 177V178H70ZM93 177V178H92ZM98 177V178H97ZM117 177V179L119 180V181H117V179H116V181H115V178ZM120 177H121V179H120ZM123 177H124V180H125V182H124V180H122L123 179ZM175 179H174V178ZM182 177V178H181ZM184 177V178H183ZM233 177H235V180H234V178ZM28 181H25V179ZM31 178V179H30ZM50 178V179H49ZM89 178V179H88ZM178 178V179H177ZM244 178V179H243ZM253 178V180L251 181V183L248 181L249 179H252ZM47 179V180H46ZM184 179V180H183ZM194 179V180H193ZM217 179V180H216ZM232 179V180H231ZM239 179V180H238ZM242 179V180H241ZM254 179H256V180H254ZM262 179V180H261ZM15 180V181H14ZM69 180V181H68ZM114 180V181H113ZM152 180V181H151ZM165 180V181H164ZM176 180H178V182L176 181ZM182 182V183H184V184H182V183H180V181ZM191 180H193V181H191ZM207 180V181H206ZM208 180H210L211 181V187L209 186V187H207V186H205L204 187V183L206 184V183H208L209 184V181ZM216 180V181H215ZM258 180H259V182L261 183V185H260V183H259V185H260V187L261 188H257V187H259L258 186ZM52 181V182H51ZM95 181V182H94ZM98 181L100 182V183H98ZM121 181V182H120ZM163 181H164V183H163ZM215 181V182H214ZM221 181V182H220ZM229 181H231L230 183H229ZM239 181H241L240 183H239ZM243 181H244V183H243ZM254 181H255V183H254ZM68 182V183H67ZM72 182V183H71ZM129 183V185L128 184H126V183ZM178 184H177V183ZM187 182H193L192 184H187ZM246 182V183H245ZM29 183V184H28ZM31 183H32V185H31ZM50 183V184H49ZM85 183V184H84ZM92 183H94V184H92ZM96 183H98L99 185H97ZM110 183V184H109ZM201 183V184H200ZM247 183L249 184V186H252L251 188V190H253L254 191V189H255V194L256 195H253L254 193L253 192H251L250 194H252V195H250L248 192H250L251 190H250V187L248 186L247 187ZM163 184V185H162ZM175 184V185H174ZM199 184V185H198ZM209 184V185H210ZM227 186H226V185ZM231 184V185H230ZM238 184V185H237ZM243 184H244V186H246V188L245 187H243ZM252 184V185H251ZM30 185V186H29ZM66 185V186H65ZM68 185V186H67ZM71 185H73V186H71ZM90 185V186H89ZM126 185L127 186H129V187H126ZM130 185H131V188H130ZM196 185H198V186H196ZM224 185L226 186V187H224ZM235 185V186H234ZM9 186V187H8ZM28 186V187H27ZM71 186V187H70ZM124 186V187H123ZM162 186V188H160ZM179 186V187H178ZM202 186V189L203 190H205V189H207V190H205L206 192H204L200 187ZM219 186L221 187V191H220V188H219ZM224 188H223V187ZM237 186V187H236ZM254 186H255V188H254ZM15 187V188H14ZM62 187H64L63 189H62ZM74 187V188H73ZM99 187V188H98ZM171 187H174V188H171ZM176 187V188H175ZM197 187V191L196 190H194V188H196ZM199 187V188H198ZM207 187V188H206ZM238 191H236V190H234V188ZM240 187V188H239ZM242 187V188H241ZM58 188V189H57ZM66 188V189H65ZM73 188V189H72ZM98 188V189H97ZM128 188V189H127ZM169 188H170V190L171 191H173V193L171 192V191H169ZM229 188V189H228ZM230 188H233V189H230ZM241 189L240 191H239V189ZM249 188V189H248ZM254 188V189H253ZM13 189V190H12ZM70 189V190H69ZM73 191H72V190ZM96 189V190H95ZM99 189H101V190H99ZM105 189V190H104ZM126 191H124V190ZM130 189V190H129ZM132 189H133V191H132ZM168 191H167V190ZM201 190V192H204L205 194L207 193V195L208 194H210L209 192L211 191L212 192V190L214 191V192H212L210 195H208V197H209V199L211 200V204H209L207 207H205L206 205V203L204 204L203 202H205L204 201V198L202 199V193H200L199 191ZM210 189H212V190H210ZM215 189L218 191H215ZM225 190V191H223V190ZM226 189L229 191V192H227L226 191ZM12 190V191H11ZM58 190V191H57ZM69 192H68V191ZM81 190V191H80ZM92 190V191H91ZM94 190V191H93ZM135 190V191H134ZM56 191V192H55ZM60 191V192H59ZM65 191V192H64ZM67 191V192H66ZM75 191H77V192H75ZM82 192V193H80V192ZM95 191H97V192H95ZM106 191V192H105ZM122 191H124L123 193H122ZM131 191H132V193H131ZM151 191V192H150ZM167 191V192H166ZM223 191V192H222ZM234 191H235V193H234ZM244 191V192H243ZM247 191V192H246ZM59 192V193H58ZM135 192V193H134ZM137 192V193H136ZM192 192H197V193H192ZM215 192H216V194H215ZM256 192H258L259 194L257 195V193ZM260 192H263L261 195H262V197H263V199H262V197L260 196ZM58 193V194H57ZM64 193V194H63ZM130 193V194H129ZM224 193H225V195H224ZM227 193V194H226ZM229 193H231V194H229ZM234 193V194H233ZM248 193V194H247ZM63 194V195H62ZM71 196H69V195ZM85 194V195H84ZM126 194V195H125ZM128 194V195H127ZM149 194V195H148ZM194 194H196V197L197 198H195V195ZM200 195L199 197H198V195ZM213 194H215V195H213ZM219 194V196H217ZM221 194H223V196L221 197ZM229 194V195H228ZM246 194V195H245ZM60 195V196H59ZM65 195V197H63ZM132 195V196H131ZM146 195H148V196H146ZM165 195V196H164ZM194 195V196H193ZM213 195V196H212ZM234 195V196H233ZM69 196V197H68ZM75 196V197H74ZM163 196V197H162ZM202 196V197H201ZM211 196V197H210ZM215 196V197H214ZM246 196V197H245ZM247 196H248V198H247ZM249 196H250V198H249ZM256 197V199H255V203H254V199H252V198H255ZM59 197V198H58ZM63 198V200H64V198H65V201L63 202V200L62 199H60V198ZM128 197V198H127ZM220 197V198H219ZM252 197V198H251ZM259 199H261V201H257V200H259ZM58 198V199H57ZM66 198H68V200L66 199ZM126 198V199H125ZM146 198H148V199H146ZM150 198V199H149ZM178 198V199H177ZM196 199V201H198V202H196L195 201V199ZM202 199V201H201V199ZM216 198H217V201H216ZM252 199V200H251ZM123 200V201H122ZM126 200V201H125ZM127 200H128V203H127ZM167 200V201H166ZM249 200H251V201H249ZM67 201L68 202H70L71 204H68L67 203ZM71 201H73V202H71ZM124 201L126 202V203H124ZM145 201V202H144ZM238 202L237 204L235 203V202ZM246 201H248L247 203H246ZM253 201V202H252ZM68 204H66V203ZM143 203V205H142V203ZM147 202V203H146ZM200 202V203H199ZM213 202V203H212ZM251 202L254 204H252L251 205ZM258 202H259V204H258ZM74 203V204H73ZM139 203H140V205H139ZM145 203V204H144ZM196 203H198V204H196ZM202 203V204H201ZM244 203H246V204H244ZM257 203V204H256ZM66 204V205H65ZM233 204H235L236 206L234 207V205ZM241 204V205H240ZM243 204H244V206H243ZM71 207H70V206ZM193 205V206H192ZM198 205H204V206H202L201 207V209H199L198 210V208H197V206ZM248 205V206H247ZM255 205L257 206V209H256V207H255ZM142 206V207H141ZM145 206H148V207H145ZM200 206H198V207H200ZM214 206H215V208H214ZM243 206V207H242ZM70 207V208H69ZM84 207H86V208H84ZM92 207V208H91ZM145 207V208H144ZM205 207V208H204ZM234 207V208H233ZM237 207V208H236ZM246 207H248L249 208V210L247 209V212H248V215L250 216H248L247 215V212L245 211V209H246ZM250 207H252V208H254V209H252V208H250ZM264 207V206H263ZM262 207V208H263ZM59 208V209H58ZM133 208L135 209V212H134V210H133ZM137 208V209H136ZM197 208V209H196ZM209 208V209H208ZM211 208V209H210ZM214 208V209H213ZM242 208V209H241ZM62 209V210H61ZM142 209V211H140ZM204 209H206V210H204ZM208 209V210H207ZM264 209V208H263ZM61 210V211H60ZM139 210V211H138ZM145 211V213H144V211ZM190 210V211H189ZM196 210V211H195ZM198 210V211H197ZM201 210H203V211H201ZM235 212H234V211ZM252 210H257L258 212V216H257V214H254V213H256L255 211H253L252 212ZM133 211V212H132ZM138 211V212H137ZM200 211V212H199ZM246 212V214H245V212ZM262 211V212H261ZM60 212V213H59ZM142 213L143 214V216H142V218L144 219L145 218V216H146V218L143 220L142 218H141V220H143L144 222H146V224L148 225H154L155 227H157L158 228V225H160V227L161 226H165L166 227V229L168 230V231H171L170 233H172L171 234V236H172V238H171V236L169 237V238H171V240L172 239H175L176 241H182L181 243V245L183 246V248H185V250L187 251V253L186 254H188L187 255V258H182L180 255H176V257L175 258H169V259H165V258H161V256H160V254H159V252L161 253V248H162V244H163V241L160 239V235L158 236V235H145V236H140V237H137V238H135L134 240H126V238H127V236L129 235V234H131V233H133L134 231H135V229H134V227H133V222H132V220H135L134 218V216H135V214H138V213ZM223 212V213H222ZM231 212V213H230ZM261 213V215H263V216H261L260 215V213ZM198 213V214H197ZM242 213V214H241ZM168 214V215H167ZM172 214V215H171ZM188 214L190 215V216H188ZM233 214V215H232ZM238 214V215H237ZM183 215V216H182ZM221 215V216H220ZM259 215L261 216V217H259ZM194 216V217H193ZM209 216V217H208ZM230 216H232V217H230ZM240 216V217H239ZM50 217L53 219H51L50 220ZM94 217V218H93ZM134 217V218H133ZM173 217V218H172ZM175 217V218H174ZM199 217V218H198ZM249 217V219H247ZM8 218V219H7ZM169 218V219H168ZM197 218L199 219V221L197 220ZM225 218H227V219H225ZM48 219V220H47ZM231 219V220H230ZM233 219V220H232ZM253 219H255V220H253ZM94 220L95 221H97V222H94ZM195 220H197V221H195ZM225 220V221H224ZM264 220V219H263ZM86 221V222H85ZM93 221V222H92ZM166 221V222H165ZM171 221V222H170ZM226 221H229V222H226ZM256 221H258V222H256ZM158 222V223H157ZM162 224H161V223ZM168 222H170V223H168ZM203 222H204V224H203ZM248 222V223H247ZM261 222V223H260ZM264 222V221H263ZM6 224V225H9V226H4V225H2V224ZM130 223H132V227H129L128 228V226H129V224ZM221 225H220V224ZM223 223V224H222ZM238 223V224H237ZM247 223V224H246ZM251 223V224H250ZM257 223H258V226H257ZM61 224V223H60ZM201 224H203V226L201 225ZM206 224H208L209 226L208 227H210V228H208L207 229V225ZM218 226H217V225ZM256 224V225H255ZM263 224V225H262ZM231 225V226H230ZM215 226H216V228L218 229H216L215 228ZM220 226V227H219ZM223 226H225V227H223ZM227 226V227H226ZM251 226L254 228H252L251 229ZM262 226V227H261ZM93 227H95L94 229H96L95 231H94V229H93ZM202 227V228H201ZM206 227V228H205ZM211 227H213V228H211ZM258 228V231L255 229V228ZM201 228V229H200ZM205 228V229H204ZM220 228H221V230H220ZM226 228V229H225ZM262 228V229H261ZM93 229V230H92ZM127 229H128V231H127ZM132 229V230H131ZM198 229H200V230H198ZM202 229H203V231H205V230H207V231H205V232H203L202 231ZM225 229V230H224ZM234 229V230H233ZM260 229V230H259ZM9 230H12V232H8ZM79 230V231H78ZM132 232H131V231ZM173 230V231H172ZM217 230V231H216ZM74 231V232H73ZM88 231V234L87 235H89V237H91L90 235H91V233ZM97 231H99V233L97 232ZM197 231H198V233H197ZM201 231V232H200ZM220 231H222V233L220 232ZM257 231V232H256ZM78 232V233H77ZM207 232H208V234H210V235H207ZM221 234H220V233ZM263 232V233H262ZM184 233V235L183 236H181L182 234ZM201 233V235L202 236H199V234ZM205 234V235H203V234ZM211 233H213V234H211ZM233 233H234V235H233ZM117 234V235H116ZM223 234V235H222ZM220 236V238H218L219 236ZM166 235H164V238H162L163 240L166 238V239H168V236L167 237H165ZM179 236H181V238H179ZM204 236H206V237H204ZM207 236H208V238L210 237V240L214 237V240L215 241H213V239H212V241L210 242L209 241V239L207 238ZM221 236H222V238H221ZM232 236V237H231ZM234 236V237H233ZM11 237V238H10ZM161 237H163V236H161ZM190 240V241H188V239ZM201 237L203 238V239H201ZM215 237L218 239V240H216L215 239ZM247 237V238H246ZM8 238H9V240L10 241H8ZM227 238V239H226ZM239 238V239H238ZM242 238H245V239H242ZM260 238V239H259ZM208 239V240H207ZM247 239H249V240H247ZM251 239V240H250ZM253 239V240H252ZM258 239H259V241H258ZM170 240V239H169ZM201 240V241H200ZM222 240H224V241H222ZM227 240V241H226ZM231 240V241H230ZM233 240V241H232ZM261 240V241H260ZM13 241V242H12ZM158 241V242H157ZM208 241H209V243H208ZM232 242L231 244H230V242ZM239 241V242H238ZM254 241V243L256 244H254V243H252ZM5 242H6V244H5ZM77 242H78V240H77ZM186 242V243H185ZM189 242V243H188ZM216 242H217V244H216ZM261 242H262V245L260 246V245H258V244H261ZM12 243H13V246L14 247H12ZM25 245H24V244ZM103 243H105V242H103ZM184 243V244H183ZM224 243H226V244H224ZM227 243H229V245L227 244ZM258 243V244H257ZM10 244H11V246H10ZM22 244V246L20 247L19 245H21ZM185 244H186V246H187V249H186V246H185ZM244 244V245H243ZM249 244V245H248ZM254 244V245H253ZM189 245H191V246H189ZM209 245V246H208ZM215 245V246H214ZM228 245V246H227ZM243 245V246H242ZM17 246H19V247H17ZM25 246H27L28 247V250H29V252H30V254L28 253V254H26V255H24V253L26 252V250H27V248L25 247ZM216 246H217V248H216ZM10 247V248H9ZM13 249H12V248ZM209 247H212V248H209ZM239 247V248H238ZM246 247V248H245ZM155 248V249H154ZM207 248H209V249H207ZM220 248V249H219ZM244 248V249H243ZM258 248V249H257ZM259 248H261V250H259ZM160 249V250H159ZM212 249V250H211ZM228 249V250H227ZM240 250V253H239V251L238 250ZM248 249V250H247ZM263 249H264V247H263ZM188 250H190L189 252H188ZM247 250V251H246ZM254 250L256 251V250H258V252L260 251L261 252V254H262V256H260L259 257V259H258V256H256V255H260V252L258 253V252H256V255L254 254V256L255 257H253V252H254ZM145 251V252H144ZM148 251H151V252H153L151 255L148 253ZM237 251V252H236ZM13 252L15 253V252H17V254L14 256V262L13 263H8L7 262V260H9V255H12L13 254ZM137 254H136V253ZM145 253V254H144ZM236 253H237V255H236ZM245 253H246V255H245ZM251 253V254H250ZM135 254V255H134ZM181 254V253H180ZM192 256H191V255ZM133 255H134V257H133ZM143 255V256H142ZM148 255H149V258H147L148 257ZM182 255V254H181ZM249 255V256H248ZM139 256H140V258H141V256H142V259H140L139 258ZM154 256V257H153ZM243 256V257H242ZM248 256V257H247ZM157 257L159 258V260L157 259ZM190 257V258H189ZM195 257V258H194ZM235 257V258H234ZM12 258H13V256H12ZM12 258L10 259V260H12ZM16 258V259H15ZM202 258V259H201ZM247 258V259H246ZM258 259V261H257V259ZM136 259V260H135ZM162 259V260H161ZM190 259V260H189ZM249 259V260H248ZM261 259V260H260ZM139 260V261H138ZM173 260V261H172ZM192 260H194V261H192ZM245 260H247V261H249V263L248 262H246ZM134 261V262H133ZM156 261V262H155ZM158 261H159V263H158ZM205 261H207L206 263H205ZM250 261H252V263L250 262ZM256 261H257V263H256ZM5 262H7V263H5ZM27 262H29V260L27 261ZM163 262V263H162ZM185 262V263H184ZM189 262V263H188ZM194 262V263H193ZM196 262V263H195ZM264 264V263H263Z\"/></svg>","mask_w":264,"mask_h":264},{"label":"bare ground","instance_id":"2","mask_svg":"<svg viewBox=\"0 0 264 264\" xmlns=\"http://www.w3.org/2000/svg\"><path fill=\"white\" fill-rule=\"evenodd\" d=\"M78 2H75V1H73V0H0V10H1V13H0V19H1V16H3L4 14L6 15V14H11L12 16H16L17 17V21H14V22H16V25L18 26L19 25V27H21L20 29H22L23 31H25L27 34H31L32 36H30L29 38H31V46H30V49H29V51L28 52H26V50H28V49H26V48H29V46L28 47H24L25 48V50L24 51H22L21 49V51L23 52V53H19V54H22V57L24 56L23 54L24 53H26L25 55H27V57H28V55L29 56H34V57H36V55L37 56H40V55H42V56H45L44 58H45V60L46 61H48L47 63H49V62H51V63H53L54 65H55V69H56V67H57V71L56 72H58L57 74H59V75H62V78H60V76L58 77V78H60V80L62 81V84H61V82L59 83V85L61 86H59V88H62V90H60L59 92L58 91H56V92H54V93H57V95H55V96H57V99L56 100H58V98H60V101L61 102H63L62 104H68L69 106H70V104H71V102H78L79 104L80 103H82L83 104V106L84 107H82V105H78L79 106V108H78V106L77 105H75V104H73V105H75L74 107H76L77 106V108H78V110H79V114H78V116L76 115L77 114V112H75V108H74V112L73 113H75L74 115H76L77 116V120H76V122H75V119H74V124H73V126H74V130L75 129H81V127H84L83 125H85V122L86 121H88L87 120V117H85L86 115H89V117H90V119H92L91 117H94L95 118V115L96 114H93V111L92 110H94L95 112L94 113H98V109L96 110V108L94 109V107L98 104V103H96L97 101L99 102V101H101V102H106V104H105V106H104V109L107 107V109L108 110H110V115L112 116V117H110L111 119H108V118H106V116L102 113V115H100V113L99 114H97L96 115V118L95 119H97L99 122V124H100V126H103V130H104V125H111V124H114V126L113 127H115V125H116V122L118 121V120H122V122H123V125H128V128H130V126L131 127H133V128H135V130L134 131H139L140 129H141V131L143 132L144 131V133L146 132H149L148 133V135L150 134V132H151V134L153 135V133L155 132V129L157 128V126L159 127V125H160V123L159 122H161V119H162V116H161V114L160 113H164L163 112V109L162 108H164V107H167L168 106V103H167V101H169V97H168V95H170V92H171V90L173 89V91H174V93H176V91L177 90H180L181 88L183 89V91H185V89H188V90H190V92L193 94H196L197 95V98L198 99H196V100H198V104H197V108H196V110L194 109L195 107L193 106V104L192 105H190V106H192V107H194L193 109V113L195 114L196 112H197V115H198V121H201V123H202V121L204 122L203 123V125H205L206 127L208 126V127H210V129H208V131L206 132L205 131V133L206 134H201V133H199V132H202L201 130L198 132L197 131V129L198 128H196V129H194V130H192L193 132V135H196L197 136V139H196V136L195 137H193L194 139H196L197 140V142L199 143V144H196V140L194 141L195 142V144H194V142H193V140H191V142H190V144L188 143V140H186L187 141V143H186V146H188V145H191V144H193L194 145V147L193 148H195V147H201V148H203L206 152H207V150L210 152L211 150L212 151H214L216 154H217V152H219V150L220 149H222L221 147H222V145L224 144L225 146H227V145H231L232 146V150H231V152L233 153V154H235L236 152H240L241 150L243 151V152H245L246 153V155H250L251 156V154H252V152H250L251 151V149H250V147L249 146H252V145H250V143H251V141H250V143H249V146L248 145H246L245 144V140L246 141H248L249 142V140H252V141H254V142H256V141H258V140H264V118H262V117H264L263 116V114H264V110H262L263 111V114L262 113H260V115L261 116H259L260 118H258V113L256 112L257 110L255 109V107H256V105H254V104H256L254 101H256V99H255V97H256V93H257V91H258V93H259V91L260 90H257L256 91V89H255V87H254V89H255V92L253 93V92H250L249 91V93H253L254 95H255V97H254V101H252V102H254L253 103V105H252V103L250 104V102L248 103V101L249 100H251L250 98H253V97H250V98H247V99H249V100H247V99H245V97H244V94L242 93H240L241 95H243L242 97H239L238 96V92H240L239 91V88L237 87V84L236 83H241V84H243L244 82H238V80L235 78L234 79V77H235V74H234V77H231L232 76V74H231V78H226V80H224V78L222 77V66H223V69L224 70H227V68L225 69L224 67L226 66V65H223V63H222V61H224L225 62V60H227V63H228V65L230 66V69H233V73H234V71H238V70H240L239 72L241 73V75L243 74L242 73V71L245 69V70H247V73H249L250 72V74L249 75H246V76H249L248 77V80L252 77V76H254L255 77V79H257L258 77H259V79L260 78H262V76L263 75H261V73H257V71L260 69H258V70H255V68L256 67H253L252 65H254V66H256V61H258V60H255L254 58H257L256 57V53H262V52H264V21L261 19V14H262V16H263V13H261V12H259V11H261V10H258L259 8H257V7H255V6H253V5H251L249 2H247V1H244V0H235V1H232V2H230V1H226V5L227 6H225L224 5V0H223V2H220L219 0V6L217 5H214L215 3H216V1L215 2H211V4H210V2L208 3L209 4V6L211 5V8H212V10H213V12H215L214 10H216V13H218V14H223V15H226V13H225V9H227V10H229L230 11V13L232 14V16H230L231 17V20L232 21H229L230 22V24L227 26V28L226 29H228V30H226V31H228V33L229 34H231V36L229 37V41L227 42L228 43V45H229V48L227 47V50L228 49H230V50H228L227 52H225L224 53V56H226V54L228 55V54H234V58L233 59H230V58H228V57H231L232 55H228V57H224V58H222L221 56H223V52L224 51H222V50H220V48L222 47V46H220V44H218L215 48L214 47H212L210 44L208 45V46H206V43H204L203 41H192L191 42V37H192V39L194 40V36H193V33L191 32L192 30L190 29V28H192V27H195L196 26V21H197V19L196 18H194V19H196V20H191L192 18H190V21H187L186 20V18L188 17H186L185 18V20H184V15L185 14H183V15H177V17H175L173 14H172V12L174 13L175 12V8H174V11H173V9L171 8L172 6H170V9H172V12H170L168 9L169 8H167L166 7V9L168 10V12L170 13V15L172 14V16H174V17H170V18H167V17H160L159 16V14L160 13H158L157 15L160 17H155V12L154 11H156V5H158L156 2H155V4L153 3V1H156V0H147L148 2H144V3H146L145 4V6H146V8L147 9H143L145 6H143V8H141V12H140V14L142 13V15L140 16V15H136L135 13H134V15H136V17L133 15V17L131 16V21H128V20H126V22L127 23H123L122 25H120V26H116V25H113V24H111V23H109L108 21H106L105 19H102V18H93V14H92V10H91V8L89 7V8H87L88 10H85V7H83L84 8V10L86 11V13H85V15L84 16H80V15H82L81 13H84V12H81V7H79V5L78 4H82L83 6L85 5V4H87V5H85V6H88V5H92V2L93 1H95V0H77ZM114 1V0H113ZM116 1V0H115ZM120 1V0H119ZM118 1V2H119ZM122 1V0H121ZM124 1H127V0H124ZM123 1V2H124ZM130 1H134V0H130ZM129 1V2H130ZM136 1V0H135ZM138 1V0H137ZM142 0H140V2H141ZM152 1V2H151ZM161 1V0H160ZM159 1V2H160ZM166 1V0H165ZM164 1V2H165ZM170 1L171 2H174V1H172V0H167L166 1V4H168V3H170ZM176 1V0H175ZM178 1V0H177ZM177 1H176V3H177ZM180 1V0H179ZM195 1V0H194ZM199 1H202L201 3V5H203V3H205V5L204 6H206V4H207V2L209 1V0H204V1H206V2H203V0H199ZM217 1V2H218ZM248 1H251L252 3L254 2V0L252 1V0H248ZM260 1L261 0H259V1H256L257 2V4H259L260 3ZM117 2V3H118ZM139 2V3H140ZM162 2V1H161ZM160 2V3H161ZM181 2V1H180ZM180 2H178V5L180 4ZM256 2L254 3V4H256ZM259 2V3H258ZM263 2V1H262ZM128 3V1L126 2V4ZM131 3H133V2H131ZM138 2H136L135 4H137ZM139 3H138V6H139ZM141 3H143V1L141 2ZM154 4L155 6H153V8L155 9H153V8H151V4ZM175 3V4H176ZM221 3L224 5V8H222L223 7V5L221 6ZM124 3H120V5H123ZM162 4V3H161ZM172 4V3H171ZM263 4V3H262ZM81 5V6H82ZM113 4L111 3V6H112ZM129 6H130V4H128ZM128 5H124V7H129ZM132 5V4H131ZM163 5V4H162ZM172 5H174V3L172 4ZM177 5V4H176ZM175 5V7H176V9H179V8H177L178 6H176ZM199 5V4H198ZM212 5H214V6H216L217 8L216 9H214L213 7H212ZM261 5V4H260ZM106 6H108V5H106ZM133 7H134V5H132ZM140 6L142 7V4H140ZM159 6H161V5H158V7H157V10H158V12L160 11L159 9L161 8V7H164L165 6V4L163 5V6H161L160 8H159ZM167 6V5H166ZM182 6V5H181ZM200 6V5H199ZM208 6V5H207ZM208 6V7H209ZM257 6V5H256ZM259 6V5H258ZM126 7V8H127ZM137 5H135V9L137 10ZM79 8V9H78ZM82 8V9H83ZM140 8V7H139ZM138 8V9H139ZM182 8V7H181ZM180 8V9H181ZM197 8V7H196ZM105 9V8H104ZM119 9V8H118ZM125 9V8H124ZM128 9V8H127ZM164 10H165V8H163ZM180 9H179V11H180ZM183 9V8H182ZM200 9V8H199ZM101 10V9H100ZM99 10V11H100ZM129 10H131L130 8H129ZM135 10V11H136ZM162 10V9H161ZM183 10H185V8L183 9ZM183 10H181V11H183ZM187 11H188V9H186ZM203 10V9H202ZM110 11V10H109ZM128 11V10H127ZM134 11V10H133ZM134 11V12H135ZM180 11V12H181ZM209 11V10H208ZM228 11V12H229ZM95 12V11H94ZM118 12H119V10H118ZM117 12V13H118ZM126 12V11H125ZM129 12V11H128ZM164 12H166V11H163V13ZM184 12V11H183ZM207 12V11H206ZM205 12V13H206ZM213 12L211 11V13H212V15H213ZM4 13V14H3ZM87 13H89V14H87ZM131 13H133V12H131ZM136 13H137V11H136ZM162 13V14H163ZM169 13H167L168 14V16H169ZM259 13H261L260 15H259ZM130 13H128V15H129ZM177 14H179V13H177ZM217 14V15H218ZM229 14V13H228ZM11 15H9V16H11ZM96 15V14H95ZM118 15V14H117ZM121 15V14H120ZM127 15V14H126ZM176 15V14H175ZM222 15V16H223ZM115 16V15H114ZM114 16H112L111 18H113ZM165 16V15H164ZM180 16H183V19L182 18H179ZM186 16V15H185ZM216 16V15H215ZM258 16H260V19L263 21H260V19L258 18ZM15 17V18H16ZM106 17H108V16H106ZM120 17V16H119ZM206 17V16H205ZM210 17H211V15H210ZM220 17H221V15H220ZM220 17H218V18H216L217 20L218 19H220ZM223 17H225V16H223ZM5 18V17H4ZM115 18V17H114ZM122 18H124V15H123V17ZM213 17H211V18H209V19H212ZM228 18V17H227ZM76 19H78L76 22L77 23H75L74 21L76 20ZM127 19H128V17H127ZM214 19V18H213ZM263 19H264V17H263ZM12 20V19H11ZM188 20H189V18H188ZM203 20V19H202ZM205 20V19H204ZM208 20V19H207ZM215 20V19H214ZM215 20L214 22H219V25L221 24L220 23V21L222 20V18L220 19V21L218 20ZM224 20V19H223ZM222 20V21H223ZM228 20H230V19H228ZM3 21V20H2ZM211 21V20H210ZM18 22V23H17ZM114 22V21H113ZM122 22V21H121ZM197 22H200V20H199V18H198V21ZM207 22V21H206ZM214 22H211V23H214ZM224 22L226 23V20H224ZM228 22V21H227ZM228 22V23H229ZM7 23V20L5 21V24ZM208 23H210L209 22V20H208ZM211 23H210V25H211ZM5 24L3 23V22H1L0 21V46H2V44H4V40L6 39V38H4V37H7V33H6V31L3 29V27H6L5 26ZM9 24V23H8ZM200 24H203L204 25V21H203V23H200ZM206 24V23H205ZM222 24H223V22H222ZM222 24H221V28H222ZM1 25H2V27H1ZM4 25V26H3ZM10 25V24H9ZM203 25H202V27H203ZM214 25L215 26H217V24H215L214 23ZM12 26H14V24L12 25ZM192 26V27H191ZM199 26V24L197 25V27ZM201 26V25H200ZM207 27H206V29H209L210 27H209V24L208 25H206ZM212 26V25H211ZM214 26V27H215ZM225 25L223 24V27H224ZM14 27H16V26H14ZM205 27V26H204ZM203 27V28H204ZM209 27V28H208ZM218 27V26H217ZM217 27H216V29H217ZM219 27V28H220ZM198 28H201V27H198ZM212 28V27H211ZM210 28V29H211ZM220 28V29H221ZM8 29V28H7ZM13 29V28H12ZM193 29H195V28H193ZM206 29H205V31H206ZM223 29H225V27L223 28ZM223 29H221V32H224V31H222ZM15 30V29H14ZM13 30V31H14ZM21 30V31H22ZM191 30V31H190ZM217 30H219V29H217ZM3 31V32H2ZM4 31H5V33H6V36L4 35ZM10 31H11V29H10ZM10 31H9V33H10ZM18 31H19V29H18ZM22 31V32H23ZM195 31H197L196 29H195ZM208 31H210V30H208ZM225 31V32H226ZM8 32V31H7ZM21 32V34H23ZM207 32V31H206ZM8 33V36H11V38L12 37H14V36H12L11 34H9ZM18 33V32H17ZM197 33H198V31H197ZM207 33H209V32H207ZM207 33H205V36H206V34ZM211 33V32H210ZM213 34H214V32H212ZM12 34H14V33H12ZM202 34H204V33H202ZM212 34V35H213ZM220 34V33H219ZM229 34L227 35V36H229ZM17 35H19V34H17ZM198 35V34H197ZM209 35H211V34H209ZM216 35H218V34H216ZM4 36V37H3ZM19 36H22V35H19ZM25 36V34L23 35V37ZM28 36V35H27ZM226 36V35H225ZM17 37V36H16ZM15 37V38H16ZM26 37V36H25ZM201 37V36H200ZM203 37V36H202ZM217 37V36H216ZM9 38L10 37H8V39L7 40H9ZM10 38V39H11ZM17 38H20L21 39V37H17ZM204 38V37H203ZM207 39H210V37L208 38V37H206ZM213 38V37H212ZM218 38V37H217ZM28 39V38H27ZM206 39V40H207ZM220 39H222V38H220ZM12 40V39H11ZM15 40V39H14ZM21 40H23V38L21 39ZM6 41V40H5ZM19 41V40H18ZM8 42V41H7ZM10 42V41H9ZM221 42V41H220ZM6 43V42H5ZM12 43V42H11ZM11 43H8L7 45H8V47L10 46L11 48H12V46H11ZM16 43V42H15ZM17 43H23L22 41L21 42H17ZM208 43V42H207ZM210 43V42H209ZM223 43H226V42H224L223 41ZM20 44V45H21ZM28 44V43H27ZM6 45V46H7ZM15 45V44H14ZM23 45H24V43H23ZM216 45V44H215ZM214 45V46H215ZM25 46V45H24ZM4 47V46H3ZM10 47H9V50H8V52H10L11 53V49H10ZM13 47H15V48H17V46L15 45V46H13ZM1 48V47H0ZM22 48V47H21ZM225 48H226V46H225ZM2 49H5V48H2ZM18 49V48H17ZM17 49H14V50H16V52H17ZM23 49V48H22ZM252 49V52L254 51V52H256V53H254L253 52V54H255V55H253V57L254 58H250V56L252 55H250L249 56V54H250V52L251 51H249L248 53H247V51L248 50H251ZM13 50V49H12ZM19 50V49H18ZM31 50V51H30ZM226 50V49H225ZM15 52V53H16ZM19 52V51H18ZM231 52V53H230ZM251 52V53H252ZM13 53V52H12ZM11 53V54H12ZM28 53V54H27ZM18 54V53H17ZM34 54V55H33ZM36 54V55H35ZM222 54V55H221ZM14 55V54H13ZM258 55H261V54H258ZM7 56V52L5 53L3 50H1L0 51V66L2 65V64H4V61H5V59L8 57H6ZM15 56V55H14ZM15 57H17V55L15 56ZM19 57V59L21 58L20 57V55L18 56ZM18 57H17V59H18ZM233 57V56H232ZM252 57V56H251ZM261 57H263V56H261ZM5 58V59H4ZM9 58H10V56L8 57V60H9ZM12 58V57H11ZM26 58V57H25ZM260 58V57H259ZM15 59V58H14ZM16 59V60H17ZM24 59V58H23ZM27 60H30V59H34V58H30V57H28V58H26ZM7 60V59H6ZM7 60V62L9 63L10 61H8ZM51 60H58L56 63L55 62H53V61H51ZM260 60H262V58H260ZM31 61V60H30ZM36 60H34V62H35ZM38 61V60H37ZM263 61H264V57H263ZM18 62V61H17ZM31 62H33V61H31ZM43 62V61H42ZM41 62V63H42ZM5 63H6V61H5ZM11 63V62H10ZM14 63V62H13ZM22 63V62H21ZM24 63V62H23ZM22 63V64H23ZM26 63V62H25ZM40 63V62H39ZM257 63H259V61L257 62ZM261 63H263L264 64V62H261ZM27 64V63H26ZM34 64V63H33ZM38 64V63H37ZM36 64V65H37ZM243 64H247V65H243ZM5 65V64H4ZM28 65V64H27ZM44 65H46V64H44ZM49 65V64H48ZM48 65H47V67H48ZM240 65L242 66V68H240ZM3 66V65H2ZM15 66H16V64H15ZM23 66H25L26 67V65H24L23 64ZM32 66V65H31ZM30 66V67H31ZM34 66V65H33ZM32 66V68H35V67H33ZM38 66V65H37ZM264 66V65H263ZM4 68H5V66H3ZM10 67V66H9ZM14 67V66H13ZM12 67V68H13ZM17 67V66H16ZM28 67V69H30L29 68V65L27 66ZM26 67V68H27ZM39 67L41 68V70H43V72L42 71H37V72H41V73H43L44 74V71H47L48 72V70H46V69H48V68H46V69H43L44 67H43V65H42V67L40 66V64H39ZM227 67V66H226ZM257 67H258V64H257ZM2 68V67H1ZM20 68H22V66L20 67ZM229 68V67H228ZM7 69V68H6ZM6 69H4V70H6ZM9 69V68H8ZM17 69V68H16ZM230 69H228L229 71H230ZM257 69V68H256ZM4 70L2 71V72H4ZM10 70V72L8 71L7 73H11V68L9 69ZM18 70V69H17ZM17 70L16 71H14V73L16 72V74H17ZM27 70V69H26ZM33 70V69H32ZM227 70V71H228ZM23 71H24V69H23ZM36 70H33V72H35ZM249 71V72H248ZM260 72H261V70H259ZM258 71V72H259ZM1 72V71H0ZM35 73V75H37L38 76V78H37V80L38 79H40L39 78V75H38V73ZM47 72H46V74H47ZM51 72H53L52 70H51ZM51 72L49 71V73L48 74H51ZM245 72V71H244ZM27 73V72H26ZM26 73H23V74H26ZM54 73V72H53ZM227 73V72H226ZM228 73H232V70L230 71V72H228ZM227 73V74H228ZM2 74V73H1ZM12 74H13V71H12ZM18 74L20 75V73H19V71H18ZM22 74V73H21ZM31 74V73H30ZM34 74V73H33ZM57 74H55L56 76H57ZM257 74V75H256ZM43 78H45V77H47L48 78V75L46 76L45 74V76H43L42 74H40ZM54 74H52V75H49V77L50 76H53ZM224 75V74H223ZM6 76V75H5ZM9 76V75H8ZM22 76H26V75H22ZM225 76V75H224ZM243 76H244V74H243ZM243 76H241V77H243ZM13 77V75L11 76V78ZM19 77H21V76H19ZM27 77H30V76H27ZM239 77H240V75H239ZM240 77V78H241ZM8 78H10V77H8ZM10 78V79H11ZM18 78V77H17ZM21 78H23V77H21ZM26 78V77H25ZM25 78L24 79H22V81H20L22 84H24V82H23V80L25 81V83H29V81L31 80V79H29L28 78V80L29 81H26L25 80ZM31 78V77H30ZM247 78V77H246ZM42 79V78H41ZM50 79H51V77H50ZM57 79V78H56ZM239 79V78H238ZM252 79H253V77H252ZM251 79V80H252ZM1 80V79H0ZM3 80H5V79H3ZM14 80V79H13ZM48 80V79H47ZM54 80V83L52 84V85H58V81L59 80H55V78L53 79ZM52 80V81H53ZM239 80H241V79H239ZM243 80V79H242ZM6 81V80H5ZM4 81V82H5ZM12 81V80H11ZM18 81V80H17ZM40 81V83H41V80H39ZM46 81V80H45ZM258 81H260V80H258ZM2 83H3V81H1ZM31 82V81H30ZM38 82V81H37ZM51 82V81H50ZM55 82H57V84L55 83ZM224 82V83H223ZM261 82V81H260ZM259 82V83H260ZM15 83H17L16 81H15ZM52 83V82H51ZM222 83H223V85H226V87L228 86V90H229V86H231V88L233 87L234 88V85L236 84V87L234 88V89H236L235 91H237V98L235 99V98H233V93H232V97H231V94H230V96H228L227 95V93L229 92H224L223 90H224V86H222ZM5 84V83H4ZM18 84V83H17ZM30 84V83H29ZM28 84V85H29ZM46 84V83H45ZM50 84V83H49ZM240 84V85H241ZM244 84H246V82L244 83ZM251 85V82L250 83H248L247 82V85L245 86V87H247L248 85ZM3 85V84H2ZM12 85H13V83H12ZM26 86V87H30V86ZM31 85H32V83H31ZM71 85H73V88L71 89ZM239 85V86H240ZM255 86H257L258 88L260 87V86H258L257 84H254ZM14 86H15V84H14ZM19 86V85H18ZM23 86V85H22ZM32 86H34V85H32ZM1 87V86H0ZM37 87V86H36ZM39 87V86H38ZM37 87V88H38ZM52 87V86H51ZM58 87V86H57ZM56 87V88H57ZM70 87V88H69ZM241 88L243 87V86H240ZM252 87H253V84H252ZM19 88V87H18ZM25 88V87H24ZM41 88H43V86L41 87ZM53 88V87H52ZM56 88H54L55 90H57ZM230 88V89H231ZM240 88V89H241ZM257 88V89H258ZM261 88L264 90V87H263V85H261ZM23 91H24V89L23 88H21ZM30 90H31V88H29ZM28 89V90H29ZM47 89V88H46ZM51 89V88H50ZM69 89V90H68ZM175 89V90H174ZM244 89V88H243ZM248 89H250V86H249V88ZM260 89V88H259ZM3 90V89H2ZM20 90V89H19ZM25 90H27V89H25ZM35 90V89H34ZM33 90V91H34ZM37 90H39L38 91V93L37 94H39V92H40V90L41 89H37ZM53 90V89H52ZM253 90V89H252ZM251 90V91H252ZM32 91V90H31ZM31 91H29L30 93H31ZM36 91V90H35ZM181 91V90H180ZM222 91H223V93H222ZM226 91V90H225ZM231 91V90H230ZM233 91V90H232ZM231 91V92H232ZM244 92H245V89L243 90ZM254 91V90H253ZM20 92V91H19ZM25 93H27V94H29L28 92H26V91H24ZM24 92H21V93H24ZM44 92H45V90H44ZM242 92V91H241ZM262 92V90L260 91V93ZM32 93H34V92H32ZM40 93H42L43 94V91L41 90V92ZM180 93V92H179ZM184 93H187V90L184 92ZM235 93V92H234ZM247 93H248V91H247ZM50 94V93H49ZM53 94V93H52ZM181 94H182V92H181ZM190 93H188V95H189ZM222 94H224V95H222ZM239 94V95H240ZM24 95H26V94H24ZM32 95H34V94H32ZM44 95V96H43ZM43 95H41L43 98L45 97V93L43 94ZM173 95H175V94H173ZM173 95H171V96H173ZM179 95V97H181V96H184L183 98H185V95L183 94V95H180V94H178ZM178 95H176V97L178 96ZM236 95V94H235ZM246 95V94H245ZM249 95V94H248ZM248 95H246V96H248ZM251 95V94H250ZM254 95H252V96H254ZM262 95V94H261ZM263 95H264V93H263ZM262 95V96H263ZM27 96H29V95H27ZM49 96H51L52 97V95H49ZM55 96H53V97H55ZM190 96V95H189ZM191 96H193V95H191ZM191 96H190V98H191ZM24 97V96H23ZM22 97V98H23ZM34 96H32V99H34L33 98ZM42 97H39L40 99H42ZM46 97H47V95H46ZM49 98V99H47L46 100V102L47 103H45L44 104V101L42 102L44 105H45V111H47V112H45V113H51V114H53V117L52 118H55V116H58V117H56L57 119H55V120H57L56 122H55V120L53 121V122H55L54 124H52L51 126V128H53V129H57V131H58V129L59 130H61V129H66V127L68 126V128H69V125H72V117H71V119L70 120H72V121H70V120H68V118L70 117V114H72L71 112L73 111H71V112H69L70 114L68 115L69 117H65V112H60L62 109V107H63V105L60 107V104H59V100L57 101L58 102V104L59 105H57V103H54V100L52 99V98ZM179 97H177V99L179 98ZM234 97H236V96H234ZM264 97V96H263ZM0 98H1V100L3 99V104H4V106L5 107H7L9 104H13L15 101H13V100H11L10 99V96L9 95H6V94H4V95H1L0 96ZM29 98V97H28ZM36 98V97H35ZM38 98V97H37ZM171 98V97H170ZM173 98H174V96H173ZM186 98H187V96H186ZM24 99V98H23ZM31 99V98H30ZM257 99L259 100V96H257ZM264 99V98H263ZM263 99L262 100H260V102H259V107L261 106V104H263ZM28 100V99H27ZM37 100V99H36ZM82 100H84V101H86V102H84V101H82ZM172 100V99H171ZM180 100V99H179ZM179 100H175V101H179ZM184 100H187V99H184ZM191 100V99H190ZM195 100V99H194ZM226 101V102H222V101ZM253 100V99H252ZM32 101H34L35 102V99L34 100H32ZM38 101V100H37ZM182 101V100H181ZM187 101H189V97H188V100ZM192 101H193V99H192ZM23 102H25V101H23ZM29 102V101H28ZM38 102H40V101H38ZM70 102V103H69ZM101 102H100V104H101ZM104 102H103V104H104ZM186 102V101H185ZM190 102V101H189ZM227 102H228V105L231 107H229L230 108V110L231 111H234V113H231V114H235V115H231V114H229L228 113V115H231V120L232 121H229V118H228V116H227V114L226 113H224V109H223V105L225 104V106H227ZM27 103V102H26ZM42 103H40V106L42 105V107L44 106ZM166 103H167V106H165L166 105ZM179 103V102H178ZM176 104V103H174V100H173V102H171L170 104L172 105V104H175V105H179V104ZM187 103V102H186ZM196 103H197V101H196ZM223 103V104H222ZM21 104V103H20ZM25 104V103H24ZM28 104V103H27ZM26 104V105H27ZM37 104V103H36ZM96 104V105H95ZM17 105H18V103H17ZM23 105V104H22ZM29 105V104H28ZM189 105V104H188ZM188 105H187V110L189 111V109H188ZM10 106V105H9ZM12 106V105H11ZM36 106H38V105H36ZM173 106V105H172ZM185 106V105H184ZM183 106V107H184ZM190 106H189V108H190ZM255 106V107H254ZM262 106H264V104L262 105ZM34 107H35V105H34ZM59 107H60V110H59ZM65 107H67V109H68V111H69V109L70 108H68V106H65ZM98 107V106H97ZM113 107H115V110L114 111H112L111 110V108H113ZM169 107V106H168ZM174 107V106H173ZM176 107V106H175ZM174 107V108H175ZM179 107V106H178ZM182 107V108H183ZM11 108H13V107H11ZM15 108V107H14ZM38 108H39V106H38ZM71 108H72V106H71ZM101 108H103V107H101ZM173 108V109H174ZM182 108H180L181 109V114H182V112L184 111V108L182 109ZM185 108V109H186ZM225 108V107H224ZM257 108V107H256ZM262 108H264V107H260V109H262ZM36 109H37V107H36ZM65 108H63V110H64ZM67 109H65V110H67ZM73 109V108H72ZM106 109V110H107ZM166 109V108H165ZM164 109V110H165ZM169 109V108H168ZM167 109V110H168ZM226 109H228V108H226ZM225 109V110H226ZM257 109H259V108H257ZM22 110H24V108L22 109ZM39 112H41L40 111V108L39 109H37ZM172 110V109H171ZM171 110L169 111L170 113H171ZM175 110H179V109H175ZM186 110V111H187ZM191 110V109H190ZM25 111H26V109H25ZM30 111V110H29ZM33 111V110H32ZM42 111H43V109H42ZM68 111H67V113H68ZM76 111H77V109H76ZM180 111V110H179ZM178 111V112H179ZM195 111V112H194ZM228 111V110H227ZM259 111H261V110H259ZM261 111V112H262ZM173 112V111H172ZM178 112H176L177 114H178ZM226 112V111H225ZM229 112V111H228ZM18 113V112H17ZM26 113V112H25ZM33 113V112H32ZM43 113V112H42ZM44 113V114H45ZM64 113V114H63ZM88 113V114H87ZM170 113H168L169 115H170ZM188 113H190V111L188 112ZM34 114H36L35 112L33 113V114H31V116H33ZM168 114H167V116H168ZM172 114V113H171ZM180 114V115H181ZM183 114H184V112H183ZM192 114V113H191ZM190 114V115H191ZM193 114V115H194ZM13 116H11V121H12V123H14V124H18L19 122H20V118H19V115L18 114H16V113H14V114H12ZM27 115V114H26ZM48 115V114H47ZM44 116L45 117V120H46V117L47 118H50V115H49V117L48 116ZM55 115V116H54ZM64 115V116H63ZM109 115V114H108ZM223 115V116H222ZM42 116H43V114H42ZM164 118L166 117V119H167V116H165V113H164ZM176 116V115H175ZM182 116V115H181ZM189 116V115H188ZM27 117V116H26ZM60 117H62V118H60ZM63 117H65L66 119L65 120H63L64 118ZM174 117V116H173ZM185 117H186V115H185ZM76 118V117H75ZM171 118V117H170ZM182 118V117H181ZM181 118L179 117L178 118V120L180 119L181 120ZM32 119V118H31ZM61 119V120H60ZM174 119L175 120H177L175 117H174ZM196 119V118H195ZM254 120V121H256V123H258L257 125H259L258 127H260L261 129V131L260 132H262V133H260V132H258V134H260V135H258V136H256L255 134H257V132L256 133H254V131H252V134H251V136L252 135H254V136H252V137H249V138H247V136L249 135V133H251V131H250V129L248 130V128L249 127H246V129L248 130V132H247V130H246V132L244 131V133H247V134H245L246 136H245V138L246 139H244V136H243V134L244 133H242V138H243V140L241 139V137H240V139H238L239 138V135H237L236 134V130H240V132H242V129H244L245 127H241V126H244L243 124H246V123H248L249 122V120ZM36 120V119H35ZM48 120V123L50 122V121H52V119L49 121V119H47ZM173 119L171 118V120H169L170 121V123H174V120L172 121ZM182 120H183V118H182ZM197 120V119H196ZM195 120V121H196ZM252 120V121H253ZM5 121V120H4ZM19 121V122H18ZM162 121H164V119L162 120ZM172 121V122H171ZM198 121H197V125L198 124H200L201 126H203L200 122L198 123ZM251 121V122H252ZM254 121L252 122L253 124H256V123H254ZM41 122V121H40ZM45 122V121H44ZM53 122H50V124L51 123H53ZM91 122V121H90ZM94 122H96V121H94ZM177 122V121H176ZM47 123V124H48ZM87 123V122H86ZM165 123V122H164ZM170 123H168L169 124V126L171 127V124ZM178 123H179V121H178ZM183 125H185L186 123H189L188 122V119L187 118H185L184 119V121H183ZM195 123V122H194ZM26 124V123H25ZM28 124V123H27ZM36 124V123H35ZM96 124V123H95ZM121 124V123H120ZM159 124V125H158ZM176 124V123H175ZM174 124V125H175ZM181 123H179V125H180ZM249 124V123H248ZM65 125V126H64ZM87 125V124H86ZM118 125H119V123H118ZM122 125V126H123ZM166 125V124H165ZM173 125V126H174ZM256 125V126H257ZM2 126V125H1ZM5 126V125H4ZM29 126H30V124H29ZM28 126V127H29ZM47 126L48 125H46V122H45V126H44V129H45V127L47 128ZM95 126V125H94ZM163 126V129H162V131L164 132V130H165V126L164 125H162ZM162 126H160V128L162 127ZM169 126H166V129H167V127H169ZM173 126L171 127V128H173ZM176 126H178V125H176ZM194 126V125H193ZM200 126V127H201ZM204 126V127H205ZM250 126H252L253 127V125H250ZM8 127V126H7ZM43 127V126H42ZM42 127H41V129H42ZM64 127V128H63ZM95 127H97V126H95ZM124 127V126H123ZM175 127V126H174ZM180 127V126H179ZM184 128H180L179 130H183V136L181 137V133H182V130H181V133L180 134H176V130L174 129H168L169 131V133H168V135L166 136V137H164L162 134V136L158 139V141H157V139H156V143H158L157 145H155V147H157L158 148V150H164V152L165 151H170V152H172V150H175V149H178V146H181L182 147V145H183V137H184V135L186 134V132L188 133V134H190V129H191V124H186L185 126H183ZM205 127V128H206ZM207 127V128H208ZM225 127V129H227L228 130V132L229 133H232L233 134V136H232V138H230L231 139V143H229V142H226V140H225V137H226V135H224V132H223V128ZM239 127H241V129H239ZM255 127V126H254ZM36 128V127H35ZM34 127L33 128H31V129H35ZM49 128V127H48ZM47 128V130H49ZM50 128V130H52ZM67 128V129H68ZM92 127H90V129H91ZM101 128V127H100ZM117 128V127H116ZM125 128V127H124ZM194 128V127H193ZM256 128V127H255ZM83 129V128H82ZM94 129V128H93ZM113 129V128H112ZM121 129V128H120ZM139 129V130H138ZM176 129H178V127H176ZM256 129H258V128H256ZM255 129V130H256ZM2 130V129H1ZM49 130V131H50ZM70 130H71V128H70ZM74 130H72V131H74ZM99 130V129H98ZM102 130V129H101ZM118 130V129H117ZM116 130V131H117ZM124 130V129H123ZM133 130V129H132ZM245 130V129H244ZM34 131H36V130H34ZM53 131V130H52ZM62 131V130H61ZM64 131V130H63ZM62 131V132H63ZM67 131V130H66ZM69 131V130H68ZM84 131H85V127H84ZM87 131V130H86ZM88 131H89V129H88ZM116 131H114V133L116 132ZM141 131H139V132H136V134L137 133H139V134H137V137H138V135H140V134H142V133H140ZM157 131V130H156ZM162 131H160V129L158 130V132L160 133V132H162ZM257 131V130H256ZM4 132V131H3ZM21 132V131H20ZM33 132V131H32ZM40 132V131H39ZM51 132V131H50ZM55 132L56 131H54V134H55ZM70 132V131H69ZM74 132H76V133H79V132H77V131H74ZM73 132V133H74ZM83 132V131H82ZM90 132V131H89ZM126 132H128L129 133V131L127 130ZM125 132V133H126ZM131 132V131H130ZM166 132V131H165ZM0 133H1V131H0ZM35 133V132H34ZM72 133V132H71ZM83 133H85V134H87L86 132H83ZM96 133V132H95ZM94 133V134H95ZM99 133V132H98ZM156 133V132H155ZM167 133V132H166ZM195 133V134H194ZM228 133V135L230 136V134ZM254 133V134H253ZM46 134V133H45ZM49 134V133H48ZM65 134V133H64ZM68 134H70V133H68ZM82 134V133H81ZM81 134L79 135V134H77V135H79L78 136V138H79V141L81 140L80 139V136H81ZM117 134V133H116ZM134 134V133H133ZM150 134V135H151ZM226 134V133H225ZM60 135H61V132H60ZM72 135L74 136V134H71V137H72ZM89 135V138H90V133L88 134ZM96 135V134H95ZM125 135V134H124ZM130 135V134H129ZM135 135V134H134ZM143 135H145V134H143ZM142 135V136H143ZM156 135H157V133H156ZM164 135H165V133H164ZM227 135V136H228ZM240 135H241V133H240ZM32 136H33V134H32ZM63 136V137H62ZM64 136H67V134H65V135H61V138H64ZM82 136H84V135H82ZM82 136H81V138H82ZM117 136V135H116ZM128 136V135H127ZM155 136V135H154ZM199 136V137H198ZM3 137V136H2ZM26 137V136H25ZM28 137H31L30 135L28 136ZM52 137V136H51ZM57 136H55V138H56ZM60 137V136H59ZM58 137V138H59ZM69 137V136H68ZM77 137V136H76ZM76 137H74V138H76ZM93 137H97V136H93ZM92 136H91V139L93 138ZM112 137V136H111ZM123 137V136H122ZM146 139H148L149 137H151V136H148V138H147V136H144ZM153 137V136H152ZM65 138H67V137H65ZM84 138H86V135H85V137ZM126 138H128V137H126ZM135 138H136V136H135ZM139 138L141 139V141L143 142L142 144H144V142L146 141V142H149V140H145V141H143L142 139H144L143 137H140L139 136ZM139 138L137 139L136 138V142H137V144L140 142V140H139ZM155 138H158V135L157 136H155ZM188 137H186L185 136V138L184 139H187ZM250 138H252V139H250ZM32 139V138H31ZM30 139V140H31ZM68 139V138H67ZM110 139V138H109ZM113 139V138H112ZM120 139V138H119ZM128 139H131L130 138V136H129V138ZM191 138H189V140H190ZM248 139V140H247ZM22 140H24V139H22ZM29 140V141H30ZM35 140V139H34ZM33 140V141H34ZM70 140V139H69ZM73 140H75V139H73ZM72 140V138H71V140L70 141H73ZM76 140H78V139H76ZM90 140V139H89ZM96 140H98V139H96ZM111 140V139H110ZM137 140H139V142L137 141ZM151 140H153V139H151ZM155 140V139H154ZM178 140H179V142H178ZM53 142H54V140H52ZM51 141V142H52ZM61 141V140H60ZM82 141H85L86 142V139L85 140H82ZM82 141H80V142H82ZM98 141H100V140H98ZM103 141V140H102ZM112 141V140H111ZM119 141H121V140H119ZM229 141V140H228ZM18 142V141H17ZM36 142H38V141H36ZM40 142H41V138H40ZM47 142V144H48V141H46ZM52 142V143H53ZM57 142L59 143V141L57 140ZM56 142V146L58 145V143ZM67 141H65L64 143H63V145L66 143ZM74 142V141H73ZM92 142H94V141H92L91 140V143ZM110 142V141H109ZM135 142V143H136ZM150 142H152V141H150ZM150 142H149V144L148 145H146L147 147L150 145ZM237 142V143H236ZM260 142V141H259ZM27 143V142H26ZM35 143V142H34ZM68 143H69V141H68ZM72 143V142H71ZM76 143V142H75ZM83 143V142H82ZM82 143L80 144V148L79 149H77L79 146V142H78V145L76 144V150H78V154H79V156L78 155H74V153H73V155H74V158L75 157H77V159L79 158L80 160H86V162H87V159L90 161V160H92V158L90 159V157H92L93 155H95V154H93V150H94V147L92 148V144H96V141L94 142V143H90V142H88L87 141V143H85V145L83 144L82 145ZM89 143L91 144V145H89ZM114 143V142H113ZM118 143H121V142H117V144ZM123 143H124V141H123ZM123 143H121L122 145H124ZM141 143V142H140ZM182 145H181V144ZM264 143V142H263ZM9 144V143H8ZM7 144V145H8ZM41 144H42V142H41ZM60 144V143H59ZM70 144V143H69ZM98 144H99V142H98ZM97 144V145H98ZM102 144V143H101ZM117 144H116V146H117ZM121 144H118L119 146L121 145ZM127 144V143H126ZM131 144V143H130ZM129 144V145H130ZM132 144H133V142H132ZM154 144V143H153ZM251 144H253V143H251ZM256 144H258V143H256ZM259 144H262L261 142L259 143ZM258 144V146L259 147H261L260 145ZM29 145V144H28ZM55 145V144H54ZM68 145V144H67ZM73 144H71L69 147H74L75 146V144L72 146ZM82 145V146H81ZM97 145H95V147H97ZM128 145V144H127ZM135 145V144H134ZM139 145V144H138ZM137 145V146H138ZM49 146V145H48ZM59 146H61V144L59 145ZM59 146H57V148L59 147ZM64 146H66V145H64ZM63 146V147H64ZM99 146V145H98ZM107 146V145H106ZM110 146V145H109ZM108 146V147H109ZM114 146V145H113ZM132 146V145H131ZM144 146H145V144H144ZM151 146V145H150ZM231 146H229L230 147V149H231ZM241 146V147H240ZM254 146H256L255 144L253 145V147ZM263 146V145H262ZM11 146H9V148H10ZM38 147V146H37ZM49 147H51V146H49ZM52 147H53V149H54V146L52 145ZM62 147V146H61ZM103 148L102 147V145L101 146H99L98 148L99 149H97V150H99V154H98V156L100 155V149L101 148ZM105 147V146H104ZM121 147V146H120ZM159 147H160V149H159ZM184 147V153H185V151H187L186 153H185V155L186 154H188L189 152L191 153L192 151H193V149H192V151H189V150H187L186 148H185V146H183ZM183 147H182V150H183ZM6 148V147H5ZM65 148V147H64ZM68 148V147H67ZM129 148H131V147H129ZM134 148V147H133ZM145 148V147H144ZM152 148V147H151ZM156 148V149H157ZM180 148V147H179ZM189 148V147H188ZM192 148V147H191ZM226 148V149H225ZM225 148H223V149H225V150H227V147H225ZM252 148V147H251ZM263 148V147H262ZM25 149V148H24ZM29 149V148H28ZM31 149H33V148H31ZM51 149V148H50ZM52 149V150H53ZM60 149V147L58 148V149H56V150H59ZM117 149H118V147H117ZM136 149H138V151H141V152H144L143 150H139V147H137ZM142 149H143V146H142ZM154 149V146H153V148H152V150ZM196 149V148H195ZM255 149V148H254ZM55 150V149H54ZM64 150V149H63ZM75 150V149H74ZM103 150H104V148H103ZM111 150V149H110ZM123 150H125V149H123ZM128 150H130V149H128ZM127 150V151H128ZM134 150V149H133ZM144 150H146V149H144ZM148 150H150L149 149V147H148ZM256 150H257V147H256ZM260 150V149H259ZM259 150H257V151H259ZM43 151H45V150H43ZM48 151V150H47ZM61 151V150H60ZM59 151V152H60ZM66 151V150H65ZM70 152H71V150H69ZM102 151V150H101ZM106 151L107 150H105V154H107L106 153ZM109 151V150H108ZM107 151V152H108ZM121 151H122V149H120V153H121ZM137 151V150H136ZM151 151V150H150ZM196 151V150H195ZM264 150H260L259 151V155H260V157H261V155L262 154H264V153H261V152H263ZM23 152V151H22ZM33 152V151H32ZM52 152V151H51ZM94 152H95V150H94ZM109 152H112V151H109ZM114 152V151H113ZM125 152V151H124ZM140 152V153H141ZM149 152V151H148ZM152 152V151H151ZM158 152V151H157ZM221 152V151H220ZM13 153V152H12ZM76 153V152H75ZM95 153H97V151L95 152ZM104 152L102 151V153L101 154H103ZM120 153H118V154H120ZM126 154H127V152H125ZM124 153V154H125ZM136 153V152H135ZM144 153H146V152H144ZM225 153L226 152H224V156L226 157L227 156V154H229L230 152L228 151V153L225 155ZM231 153V154H232ZM251 153V154H250ZM254 153H256V152H254ZM258 153V152H257ZM256 153V154H257ZM42 154V153H41ZM45 154H46V151H45ZM51 154V153H50ZM50 154H49V156H50ZM66 154H67V152H66ZM93 154V155H92ZM124 154H122V155H124ZM132 154H133V152H132ZM131 154V155H132ZM138 154V153H137ZM150 154V153H149ZM159 154V153H158ZM206 154V153H205ZM216 154H214L215 156H211L212 158L211 159H213V157L215 158H217L218 157V155L219 156H221V155H223V154H218V155H216ZM230 154V155H231ZM232 154V157L234 156ZM25 155V154H24ZM110 155V154H109ZM117 155V154H116ZM183 155V154H182ZM192 156L194 155L193 153L191 154ZM204 155V154H203ZM254 155V154H253ZM43 156H44V154H43ZM48 155H46V157H47ZM53 156H54V154H53ZM58 156V155H57ZM61 155H59V157H60ZM70 156H71V153H70ZM97 155H95V158H96V162L95 163H97V160H99ZM107 156H108V154H107ZM151 156V155H150ZM264 156V155H263ZM262 156V157H263ZM34 157V156H33ZM45 157V158H46ZM51 157V156H50ZM50 157H49V160H50ZM62 157V156H61ZM134 157V156H133ZM135 157L137 158V157H139V155L137 156V155H135ZM196 157V156H195ZM194 157V158H195ZM207 157V156H206ZM224 157V158H225ZM252 157V156H251ZM257 157V156H256ZM256 157H252V158H256ZM261 157V158H262ZM62 158H64V157H62ZM73 158V157H72ZM95 158H93V159H95ZM101 158V157H100ZM106 157H104L103 158V160L105 159ZM144 158V157H143ZM155 157L153 156V159H154ZM190 158H192L191 156H190ZM189 158V159H190ZM201 158H202V155H201ZM209 158V157H208ZM220 158V157H219ZM233 158H236V157H233ZM238 158V157H237ZM237 158L236 159H232V160H236V161H238L240 158H241V156H240V158L237 160ZM243 158V157H242ZM260 158V159H261ZM26 159V158H25ZM24 159V160H25ZM35 159V158H34ZM51 159H52V157H51ZM59 158H57V160H58ZM67 159H68V157H67ZM107 159H109V158H107ZM111 159V158H110ZM203 159V158H202ZM230 158H228L227 160H229ZM247 159V158H246ZM257 159H259V156H258V158ZM263 159V158H262ZM44 160V159H43ZM61 160H63V159H61ZM65 160V159H64ZM102 160V162L104 163V166H105V164L106 163H108V160H107V162H105V161H103ZM106 160V159H105ZM112 160V159H111ZM145 160V159H144ZM147 160V159H146ZM191 160V159H190ZM193 160V159H192ZM192 160H191V162H192ZM199 160H200V156H199ZM198 159H197V162L199 161ZM216 160V159H215ZM214 160V161H215ZM232 160H230V162L232 161ZM243 160V159H242ZM256 160V159H255ZM30 161V160H29ZM51 161V160H50ZM83 161V162H84ZM93 161V160H92ZM110 161V160H109ZM114 161V160H113ZM154 161H155V159H154ZM214 161H212L211 163H213ZM241 160H239V162H240ZM245 161V160H244ZM248 161V160H247ZM264 161V160H263ZM52 162H54L55 163V160L54 161H52ZM56 162H58V161H56ZM60 162V161H59ZM66 163V161H63L62 162V164L63 163ZM91 162V161H90ZM99 162H101V160L100 161H98V163ZM148 162V161H147ZM152 162V161H151ZM150 162V163H151ZM229 162V163H230ZM233 162V161H232ZM232 162H231V164H232ZM235 162V161H234ZM243 162V161H242ZM46 163V162H45ZM51 163V162H50ZM64 163V164H65ZM71 163V162H70ZM89 163V162H88ZM88 163H86L87 165H88ZM95 163H93V165L95 164ZM103 163L100 165L101 166V168L99 167V165H97L99 168L97 169V168H94L95 169V171H96V169H97V171H96V174H99L100 176H101V178L103 179V178H105V179H111L114 175H112V174H109L108 172H106L105 171V169H102V167H103ZM114 163H115V161H114ZM117 163V162H116ZM155 163V162H154ZM192 163H194V161L192 162ZM210 163V162H209ZM211 163H210V165H211ZM236 163V162H235ZM244 163V162H243ZM250 163V162H249ZM52 164V163H51ZM56 164V166H57V163H55ZM54 164V165H55ZM66 164H68V163H66ZM65 164V165H66ZM76 164V163H75ZM92 164V162L90 163V165ZM110 164H113L111 161H110ZM153 164V163H152ZM230 164V165H231ZM237 164V163H236ZM242 164V163H241ZM252 164V163H251ZM10 165H11V162H10ZM19 165V164H18ZM39 165V164H38ZM47 165H49L48 163H47ZM53 165V166H54ZM59 165H61V163L59 164ZM69 165V164H68ZM90 165H88V167L90 166ZM96 165H94V166H92V167H96ZM107 165V164H106ZM263 165V167H264V164H262ZM52 166V165H51ZM85 166V165H84ZM109 166V165H108ZM143 166V165H142ZM159 164H158V168H159ZM224 166V165H223ZM223 166H221V167H223ZM235 165L233 164V166H231V167H233V168H235V167H237V166H235ZM239 166H240V164H239ZM244 166V165H243ZM243 166H241V167H243ZM247 166V165H246ZM250 166H251V168H254V167H252L253 165H249V168H250ZM21 167V166H20ZM77 168H78V166H76ZM257 167V166H256ZM14 168V167H13ZM45 168V167H44ZM85 168V167H84ZM83 168V169H84ZM106 168V167H105ZM113 168V166L111 167V166H109V170L110 169H112ZM114 168H116V167H114ZM113 168V169H114ZM161 168H163V167H160V169ZM172 168V167H171ZM247 168V167H246ZM27 169V168H26ZM65 169H66V167H65ZM75 169V168H74ZM113 169H112V171H113ZM168 169H170V168H168ZM210 169V168H209ZM245 169V168H244ZM11 170H14V169H11ZM58 170V168L56 169V171ZM90 170V169H89ZM108 170V171H109ZM172 170H175L174 168L172 169ZM220 170V169H219ZM218 170V171H219ZM247 170H250V169H247ZM19 171V170H18ZM45 171V170H44ZM55 171V170H54ZM60 171H61V169H60ZM84 171H87V169H85ZM83 171V172H84ZM111 171V170H110ZM111 171V172H112ZM115 171V170H114ZM161 171H163L162 169H161ZM171 170H169L168 172H170ZM240 171V170H239ZM251 171H253V169H251ZM16 172H17V170H16ZM90 172H91V170H90ZM89 172V173H90ZM92 172H93V170H92ZM91 172V173H92ZM152 172V171H151ZM173 172V171H172ZM172 172H170V173H172ZM245 172H246V170H245ZM249 172V171H248ZM248 172H246V173H248ZM255 173H258V171L256 172V171H254ZM43 173V172H42ZM45 173V172H44ZM86 173V172H85ZM95 173V172H94ZM113 173H115V172H113ZM118 173V172H117ZM117 173H116V175H117ZM163 173H164V171H163ZM174 173H176L175 171H174ZM180 173V172H179ZM221 173V172H220ZM219 173V174H220ZM222 173H224L225 174V171L224 172H222ZM245 173V174H246ZM7 174V173H6ZM20 174V173H19ZM37 174H40V173H37ZM62 174V173H61ZM67 174V173H66ZM152 174V173H151ZM151 174H150V176H151ZM164 174H166V173H164ZM168 174V173H167ZM166 174V175H167ZM177 174V173H176ZM217 174V173H216ZM218 174V175H219ZM244 174V172L242 173V175ZM92 175V174H91ZM90 175V176H91ZM115 175V176H116ZM121 175V174H120ZM171 174H169V176H170ZM217 175V176H218ZM235 175V174H234ZM255 175V174H254ZM256 175H258L257 176V179L260 177L259 176V173L258 174H256ZM261 175V174H260ZM264 175V174H263ZM47 176V175H46ZM96 176H98V175H96ZM100 176H98V177H100ZM160 176V175H159ZM168 176V178H170ZM174 176H175V174H174ZM181 176V175H180ZM189 176V175H188ZM224 176V175H223ZM236 176H237V174H236ZM238 176H239V174H238ZM238 176L236 177V179L238 178ZM241 176V175H240ZM239 176V177H240ZM49 177H51V176H49ZM97 177V178H98ZM165 177V176H164ZM167 177V176H166ZM165 177V178H166ZM172 177V176H171ZM177 177V176H176ZM185 177V176H184ZM183 177V178H184ZM228 177V176H227ZM248 177V176H247ZM252 176H250V178H251ZM264 177V176H263ZM36 178V177H35ZM65 178V177H64ZM71 178V177H70ZM93 178V177H92ZM159 178H162L161 176L159 177ZM174 178V177H173ZM182 178V177H181ZM234 178V180H235V177H233ZM25 179V178H24ZM31 179V178H30ZM37 179V178H36ZM50 179V178H49ZM89 179V178H88ZM116 179H117V177L115 178V181H116ZM120 179H121V177H120ZM175 179V178H174ZM178 179V178H177ZM244 179V178H243ZM264 179V178H263ZM47 180V179H46ZM122 180H124V177H123V179ZM184 180V179H183ZM194 180V179H193ZM193 180H191V181H193ZM217 180V179H216ZM215 180V181H216ZM232 180V179H231ZM239 180V179H238ZM242 180V179H241ZM253 180V178L252 179H249L248 181L251 183V181ZM254 180H256V179H254ZM259 180H260V178H259ZM259 180H258V186L259 187H257V188H261L260 187V185H261V181L259 182ZM262 180V179H261ZM15 181V180H14ZM25 181H27L26 179H25ZM69 181V180H68ZM114 181V180H113ZM117 181H119L118 179H117ZM152 181V180H151ZM165 181V180H164ZM164 181H163V183H164ZM177 182H178V180H176ZM180 181V180H179ZM207 181V180H206ZM209 181V184L211 183V181L210 180H208ZM214 181V182H215ZM28 182V181H27ZM52 182V181H51ZM95 182V181H94ZM121 182V181H120ZM124 182H125V180H124ZM176 182V183H177ZM221 182V181H220ZM231 181H229V183H230ZM241 181H239V183H240ZM68 183V182H67ZM72 183V182H71ZM98 183H100L99 181H98ZM98 183H96L97 185H99ZM180 183H182L181 181H180ZM189 182H187V184H188ZM193 183V182H192ZM191 182L189 183V184H192ZM243 183H244V181H243ZM246 183V182H245ZM254 183H255V181H254ZM257 183V182H256ZM255 183V184H256ZM259 183H260V185H259ZM29 184V183H28ZM50 184V183H49ZM85 184V183H84ZM92 184H94V183H92ZM110 184V183H109ZM126 184H128L129 185V183L127 182ZM178 184V183H177ZM182 184H184V183H182ZM201 184V183H200ZM208 183H204L203 185H204V187L205 186H207V187H211V184L209 185ZM263 184H264V180H263ZM31 185H32V183H31ZM163 185V184H162ZM175 185V184H174ZM199 185V184H198ZM198 185H196V186H198ZM226 185V184H225ZM224 185V187H226ZM231 185V184H230ZM238 185V184H237ZM252 185V184H251ZM30 186V185H29ZM66 186V185H65ZM68 186V185H67ZM71 186H73V185H71ZM70 186V187H71ZM90 186V185H89ZM235 186V185H234ZM249 186V184L247 183V187ZM262 186V185H261ZM9 187V186H8ZM28 187V186H27ZM124 187V186H123ZM126 187H129V186H127L126 185ZM179 187V186H178ZM206 187V188H207ZM223 187V186H222ZM223 187V188H224ZM237 187V186H236ZM243 187H245L246 188V186H244V184H243ZM250 187V190L252 189L251 187L252 186H249ZM15 188V187H14ZM64 187H62V189H63ZM74 188V187H73ZM72 188V189H73ZM99 188V187H98ZM97 188V189H98ZM130 188H131V185H130ZM160 188H162V186L160 187ZM171 188H174V187H171ZM176 188V187H175ZM199 188V187H198ZM201 189H202V186L200 187ZM219 188H220V191H221V187L219 186ZM234 188V187H233ZM233 188H230V189H233ZM240 188V187H239ZM238 188V189H239ZM242 188V187H241ZM254 188H255V186H254ZM253 188V189H254ZM58 189V188H57ZM66 189V188H65ZM71 189V190H72ZM128 189V188H127ZM163 189V188H162ZM197 189V187L196 188H194V190H196ZM204 189V188H203ZM202 189V190H203ZM229 189V188H228ZM249 189V188H248ZM256 189V188H255ZM255 189H254V191H255ZM13 190V189H12ZM11 190V191H12ZM64 190V189H63ZM70 190V189H69ZM96 190V189H95ZM99 190H101V189H99ZM105 190V189H104ZM124 190V189H123ZM130 190V189H129ZM167 190V189H166ZM200 190V189H199ZM205 190H207V189H205ZM205 190H203L204 192H206ZM210 190H212V189H210ZM214 190V189H213ZM212 190V192H214ZM223 190V189H222ZM234 190H236L235 188H234ZM241 189H239V191H240ZM257 190V189H256ZM58 191V190H57ZM68 191V190H67ZM66 191V192H67ZM73 191V190H72ZM81 191V190H80ZM79 191V192H80ZM92 191V190H91ZM94 191V190H93ZM125 191V190H124ZM124 191H122V193L124 192ZM132 191H133V189H132ZM132 191H131V193H132ZM135 191V190H134ZM168 191V190H167ZM166 191V192H167ZM169 191H171L170 190V188H169ZM197 191V190H196ZM215 191H217L216 189H215ZM223 191H225V190H223ZM222 191V192H223ZM226 191L227 192H229L227 189H226ZM237 191V190H236ZM253 190H251L250 192H248L249 194L251 193V192H253L254 194L253 195H256L255 194V192H254ZM258 191V190H257ZM260 191V190H259ZM258 191V192H259ZM56 192V191H55ZM60 192V191H59ZM58 192V193H59ZM65 192V191H64ZM69 192V191H68ZM75 192H77V191H75ZM95 192H97V191H95ZM106 192V191H105ZM126 192V191H125ZM151 192V191H150ZM172 193H173V191H171ZM198 192V191H197ZM197 192H192V193H197ZM200 193H202L201 195L203 196H201L202 197V199L204 198V201L205 202H203L206 206L205 207H207L209 204H211V200L209 199V197H208V195H210L212 192L210 191L209 193L210 194H208L207 195V193L205 194L204 192H201V190L199 191ZM218 192V191H217ZM238 192V191H237ZM244 192V191H243ZM247 192V191H246ZM258 192H256L257 193V195L259 194ZM57 193V194H58ZM80 193H82V192H80ZM135 193V192H134ZM137 193V192H136ZM234 193H235V191H234ZM233 193V194H234ZM247 193V194H248ZM263 192H260V196L262 197V194ZM64 194V193H63ZM62 194V195H63ZM130 194V193H129ZM215 194H216V192H215ZM215 194H213V195H215ZM227 194V193H226ZM229 194H231V193H229ZM228 194V195H229ZM262 194V195H261ZM69 195V194H68ZM71 195V194H70ZM69 195V196H70ZM85 195V194H84ZM126 195V194H125ZM128 195V194H127ZM149 195V194H148ZM148 195H146V196H148ZM195 195V198H197L196 197V194H194ZM193 195V196H194ZM198 195V194H197ZM212 195V196H213ZM224 195H225V193H224ZM232 195V194H231ZM246 195V194H245ZM250 195H252V194H250ZM60 196V195H59ZM68 196V197H69ZM132 196V195H131ZM165 196V195H164ZM200 195H198V197H199ZM217 196H219V194L217 195ZM223 196V194H221V197ZM234 196V195H233ZM264 196V195H263ZM63 197H65V195L63 196ZM71 197V196H70ZM75 197V196H74ZM163 197V196H162ZM215 197V196H214ZM246 197V196H245ZM255 197V196H254ZM59 198V197H58ZM57 198V199H58ZM128 198V197H127ZM194 198V199H195ZM220 198V197H219ZM247 198H248V196H247ZM249 198H250V196H249ZM252 198V197H251ZM258 198V197H257ZM60 199H62L63 200V198L61 197ZM67 200H68V198H66ZM126 199V198H125ZM146 199H148V198H146ZM150 199V198H149ZM178 199V198H177ZM201 199V198H200ZM202 199H201V201H202ZM252 199H254V203H255V199H256V197L255 198H252ZM251 199V200H252ZM259 199V198H258ZM262 199H263V197H262ZM251 200H249V201H251ZM65 201V198H64V200H63V202ZM123 201V200H122ZM126 201V200H125ZM124 201V203H126ZM167 201V200H166ZM195 201H196V199H195ZM213 201V200H212ZM216 201H217V198H216ZM257 201H261V199H259V200H257ZM71 202H73V201H71ZM145 202V201H144ZM196 202H198V201H196ZM239 202V201H238ZM237 201L235 202L236 204L238 203ZM248 201H246V203H247ZM253 202V201H252ZM251 202V205L253 204ZM262 202H264V199L262 200ZM66 203V202H65ZM67 203L68 204H71L70 202H68L67 201ZM66 203V204H67ZM127 203H128V200H127ZM142 203V202H141ZM147 203V202H146ZM200 203V202H199ZM213 203V202H212ZM246 203H244V204H246ZM65 204V205H66ZM67 204V205H68ZM74 204V203H73ZM129 204V203H128ZM145 204V203H144ZM196 204H198V203H196ZM202 204V203H201ZM244 204H243V206H244ZM257 204V203H256ZM258 204H259V202H258ZM261 204L263 205L264 203H260V205L259 206H261ZM139 205H140V203H139ZM142 205H143V203H142ZM234 205V207L236 206L235 204H233ZM241 205V204H240ZM254 205V204H253ZM70 206V205H69ZM72 206V205H71ZM70 206V207H71ZM193 206V205H192ZM197 206V205H196ZM198 206H200V205H198ZM197 206V208H198V210L199 209H201V207L202 206H204V205H201L200 207H198ZM210 206V205H209ZM208 206V207H209ZM242 206V207H243ZM248 206V205H247ZM264 206V205H263ZM263 206H261V207H259V211L262 209L263 211H264V207ZM69 207V208H70ZM142 207V206H141ZM145 207H148V206H145ZM144 207V208H145ZM204 207V208H205ZM211 207V206H210ZM233 207V208H234ZM255 207H256V209H257V206L255 205ZM263 207V208H262ZM84 208H86V207H84ZM92 208V207H91ZM196 208V209H197ZM203 208V207H202ZM214 208H215V206H214ZM213 208V209H214ZM237 208V207H236ZM250 208H252V207H250ZM59 209V208H58ZM137 209V208H136ZM209 209V208H208ZM207 209V210H208ZM211 209V208H210ZM242 209V208H241ZM247 209L249 210V208L248 207H246V209H245V211L247 212ZM252 209H254V208H252ZM62 210V209H61ZM60 210V211H61ZM133 210H134V212H135V209L133 208ZM197 210V211H198ZM204 210H206V209H204ZM139 211V210H138ZM137 211V212H138ZM140 211H142V209L140 210ZM144 211V210H143ZM190 211V210H189ZM196 211V210H195ZM201 211H203V210H201ZM234 211V210H233ZM244 211V212H245ZM253 211H255V210H252V212ZM133 212V211H132ZM200 212V211H199ZM235 212V211H234ZM246 212H245V214H246ZM256 213H254V214H257V216H258V211L256 210L255 211ZM262 212V211H261ZM60 213V212H59ZM144 213H145V211H144ZM223 213V212H222ZM231 213V212H230ZM260 213V212H259ZM262 213H264V212H262ZM198 214V213H197ZM242 214V213H241ZM168 215V214H167ZM172 215V214H171ZM233 215V214H232ZM238 215V214H237ZM247 215H248V212H247ZM260 215H261V213H260ZM259 215V217H261V216H263V215H261L260 216ZM142 216H143V214L140 212V213H138V214H135V220H132V222H133V227H134V229H135V231L133 232V233H131V234H129L128 236H127V238H126V240L128 241V240H134L135 238H137V237H140V236H145V235H160L159 237H160V239L163 241V244H162V250H161V253L159 252V254H160V256H161V258H165V259H169V258H175L176 257V255H180L182 258H187V255L188 254H186L187 253V251L185 250V248H183V246L181 245L182 243V241L180 242H178V241H176L175 239H172L171 240V238H172V236H171V234L172 233H170L171 231H168L167 229H166V227L165 226H161L160 227V225H158V228L157 227H155L154 225H147L146 224V222H144L143 220L146 218V216H145V218L143 219L142 218ZM183 216V215H182ZM188 216H190L189 214H188ZM221 216V215H220ZM249 216V215H248ZM194 217V216H193ZM209 217V216H208ZM230 217H232V216H230ZM240 217V216H239ZM250 217V216H249ZM249 217L247 218V219H249ZM94 218V217H93ZM141 218L143 219V220H141ZM173 218V217H172ZM175 218V217H174ZM199 218V217H198ZM197 218V220L199 221V219ZM8 219V218H7ZM52 218L50 217V220H51ZM169 219V218H168ZM225 219H227V218H225ZM262 219V223L264 224V218L262 217L261 218ZM5 220H6V218H0V223L3 221V222H5ZM10 219H8L7 220V222H11V221H9ZM48 220V219H47ZM53 220V219H52ZM197 220H195V221H197ZM231 220V219H230ZM233 220V219H232ZM253 220H255V219H253ZM225 221V220H224ZM7 222H5V223H7ZM86 222V221H85ZM93 222V221H92ZM94 222H97V221H95L94 220ZM166 222V221H165ZM171 222V221H170ZM170 222H168V223H170ZM226 222H229V221H226ZM256 222H258V221H256ZM260 222V223H261ZM2 224V225H6V224ZM61 223V224H60ZM158 223V222H157ZM161 223V222H160ZM248 223V222H247ZM246 223V224H247ZM7 224H9V223H7ZM162 224V223H161ZM203 224H204V222H203ZM203 224H201L202 226H203ZM220 224V223H219ZM223 224V223H222ZM238 224V223H237ZM251 224V223H250ZM262 224V225H263ZM207 226V229L208 228H210V227H208L209 225L208 224H206ZM217 225V224H216ZM221 225V224H220ZM256 225V224H255ZM6 226H9V225H6ZM218 226V225H217ZM231 226V225H230ZM257 226H258V223H257ZM2 226H0V231L3 229V228H1ZM129 227H132V223H130L129 224V226H128V228ZM204 227V226H203ZM205 227V228H206ZM220 227V226H219ZM223 227H225V226H223ZM227 227V226H226ZM262 227V226H261ZM48 229V232H49V230L53 233V235H54V237H55V239H56V241L58 240V243H60L62 246H63V248H65L66 249V254L68 255V260H71V259H73L74 261H76V264H127L126 262H125V260L124 259H122L120 256H119V254H120V251L121 250H123V247H124V244L123 243H121V242H116V240L114 239V233H112V231L110 230H108V228L105 226V225H100V230H101V233H102V236H103V238L101 239L103 242H105V243H103V242H100L99 240V237L97 236V233H95L96 234V236H94V233H92V231L90 232L89 231V229L90 228H87L86 229V227H84V228H82V231L80 232V233H78V235L74 238V236L65 228V225L62 223V222H59V220H58V224L56 225V226H54L53 225V223L52 222H50V223H48V227H47ZM95 227H93V229H94ZM202 228V227H201ZM200 228V229H201ZM204 228V229H205ZM211 228H213V227H211ZM215 228H216V226H215ZM253 227L251 226V229H252ZM259 228V227H258ZM258 228L256 227L255 229L258 231ZM6 229H7V227H6ZM6 229H5V231H3V232H1L3 235L4 234H6L5 232H6ZM92 229V230H93ZM200 229H198V230H200ZM214 229V228H213ZM217 229V228H216ZM226 229V228H225ZM224 229V230H225ZM254 229V228H253ZM262 229V228H261ZM96 229H94V231H95ZM132 230V229H131ZM130 230V231H131ZM209 230V229H208ZM218 230V229H217ZM216 230V231H217ZM220 230H221V228H220ZM234 230V229H233ZM260 230V229H259ZM79 231V230H78ZM88 231L91 233V237H89V235H87L88 234ZM127 231H128V229H127ZM173 231V230H172ZM202 231H203V229H202ZM205 231H207V230H205ZM205 231H203V232H205ZM256 231V232H257ZM8 232H12V230H9ZM74 232V231H73ZM98 233H99V231H97ZM129 232V231H128ZM132 232V231H131ZM201 232V231H200ZM221 233H222V231H220ZM219 232V233H220ZM197 233H198V231H197ZM220 233V234H221ZM263 233V232H262ZM203 234V233H202ZM211 234H213V233H211ZM117 235V234H116ZM164 235H166L165 237H167L168 236V239H162V238H164ZM184 235V233L181 235V236H183ZM203 235H205V234H203ZM207 235H210V234H208V232H207ZM214 235V234H213ZM223 235V234H222ZM233 235H234V233H233ZM161 236H163V237H161ZM171 236V238H169ZM181 236H179V238H181ZM199 236H202L201 235V233L199 234ZM219 236V235H218ZM5 237V236H4ZM2 235H1V237H0V241H2L3 243H4V241L6 240L5 238H4ZM204 237H206V236H204ZM232 237V236H231ZM234 237V236H233ZM261 240L264 238L262 235H261ZM2 238L3 239H5L4 241L2 240ZM11 238V237H10ZM187 238V237H186ZM207 238H208V236H207ZM218 238H220V236L218 237ZM221 238H222V236H221ZM224 238V237H223ZM222 238V239H223ZM247 238V237H246ZM170 239V240H169ZM188 239V238H187ZM201 239H203L202 237H201ZM209 239V241L211 242L212 241V239H213V241H215L214 240V237L210 240V237L208 238ZM207 239V240H208ZM215 239L216 240H218L216 237H215ZM227 239V238H226ZM239 239V238H238ZM242 239H245V238H242ZM260 239V238H259ZM259 239H258V241H259ZM11 240V239H10ZM9 240V238H8V241H10ZM77 240H78V242H77ZM247 240H249V239H247ZM251 240V239H250ZM253 240V239H252ZM260 240V241H261ZM264 240V239H263ZM262 240V241H263ZM7 241V240H6ZM188 241H190L189 239H188ZM201 241V240H200ZM209 241H208V243H209ZM222 241H224V240H222ZM227 241V240H226ZM231 241V240H230ZM229 241V242H230ZM233 241V240H232ZM13 242V241H12ZM158 242V241H157ZM225 242V241H224ZM239 242V241H238ZM186 243V242H185ZM189 243V242H188ZM232 242H230V244H231ZM252 243H254V241L252 242ZM5 244H6V242H5ZM24 244V243H23ZM26 244V243H25ZM24 244V245H25ZM184 244V243H183ZM216 244H217V242H216ZM224 244H226V243H224ZM228 245H229V243H227ZM255 244V243H254ZM253 244V245H254ZM258 244V243H257ZM227 245V246H228ZM244 245V244H243ZM242 245V246H243ZM249 245V244H248ZM256 245V244H255ZM258 245H262V242H261V244H258ZM3 244H2V248H1V253L2 254H0L1 256L4 254L3 253ZM10 246H11V244H10ZM20 247L22 246V244L21 245H19ZM19 246H17V247H19ZM185 246H186V244H185ZM189 246H191V245H189ZM209 246V245H208ZM215 246V245H214ZM12 247H14L13 246V243H12ZM11 247V248H12ZM26 248H27V250H26V252L24 253V255H26V254H30V252H29V250H28V247L27 246H25ZM263 245L261 246V248H262V250H261V248H259V250H261V251H263L262 253L264 254V249H263ZM10 248V247H9ZM209 248H212V247H209ZM209 248H207V249H209ZM216 248H217V246H216ZM239 248V247H238ZM246 248V247H245ZM3 249V250H2ZM13 249V248H12ZM155 249V248H154ZM186 249H187V246H186ZM213 249V248H212ZM211 249V250H212ZM220 249V248H219ZM244 249V248H243ZM258 249V248H257ZM160 250V249H159ZM210 250V249H209ZM228 250V249H227ZM238 250V249H237ZM248 250V249H247ZM246 250V251H247ZM190 250H188V252H189ZM239 251V253H240V250H238ZM145 252V251H144ZM237 252V251H236ZM256 252H258V250H254V252H253V257H255L254 256V254L256 255ZM260 252V251H259ZM258 252V253H259ZM136 253V252H135ZM148 253L151 255L153 252H151V251H148ZM182 255H181V254ZM17 254V252H13V254L12 255H9V260H7V262L8 263H13L14 262V256ZM137 254V253H136ZM145 254V253H144ZM154 254V253H153ZM251 254V253H250ZM135 255V254H134ZM134 255H133V257H134ZM191 255V254H190ZM236 255H237V253H236ZM245 255H246V253H245ZM12 256H13V258H12ZM143 256V255H142ZM142 256H141V258H140V256H139V258L140 259H142ZM192 256V255H191ZM249 256V255H248ZM247 256V257H248ZM256 256H258V259H259V257L260 256H262V254H261V252H260V255L258 254V255H256ZM154 257V256H153ZM243 257V256H242ZM1 258V257H0ZM12 258V260H10ZM34 258H35V253L33 252L32 254H31V257L30 258H25V264H36V262H35V260H34ZM147 258H149V255H148V257ZM184 258V259H185ZM190 258V257H189ZM195 258V257H194ZM235 258V257H234ZM263 258H264V255H263ZM16 259V258H15ZM157 259L159 260V258L157 257ZM188 259V258H187ZM202 259V258H201ZM247 259V258H246ZM257 259V258H256ZM258 259H257V261H258ZM29 260V262H27ZM136 260V259H135ZM162 260V259H161ZM190 260V259H189ZM249 260V259H248ZM261 260V259H260ZM139 261V260H138ZM173 261V260H172ZM192 261H194V260H192ZM246 262H248L249 263V261H247V260H245ZM257 261H256V263H257ZM261 261H264V260H261ZM7 262H5V263H7ZM134 262V261H133ZM156 262V261H155ZM207 261H205V263H206ZM251 263H252V261H250ZM158 263H159V261H158ZM163 263V262H162ZM185 263V262H184ZM189 263V262H188ZM194 263V262H193ZM196 263V262H195ZM264 263V262H263ZM262 263V264H263ZM14 264V263H13ZM153 264V263H152ZM198 264V263H197ZM207 264H208V262H207ZM211 264V263H210ZM247 264V263H246ZM250 264V263H249ZM261 264V263H260Z\"/></svg>","mask_w":264,"mask_h":264}]
</instances>
